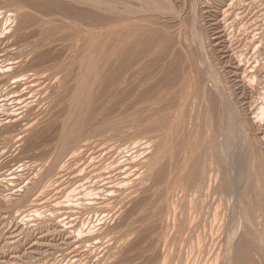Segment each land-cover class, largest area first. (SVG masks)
Returning a JSON list of instances; mask_svg holds the SVG:
<instances>
[{
	"label": "rangeland",
	"instance_id": "obj_1",
	"mask_svg": "<svg viewBox=\"0 0 264 264\" xmlns=\"http://www.w3.org/2000/svg\"><path fill=\"white\" fill-rule=\"evenodd\" d=\"M6 1V0H5ZM13 1H18V0H13ZM33 1V0H32ZM35 2H43V1H45V0H34ZM236 1V2H235ZM235 1H233V0H157V3H156V0H144V1H137V0H132V1H128L127 0V2L128 3H130L128 6L130 7H132V9L134 10H136L137 8H136V6L135 5H137V7H138V9H139V7H140V11H138V9H137V12H136V17H138L139 15H141V16H143V18H144V22H145V24H146V22H148L149 24H150V27H149V25L147 24L146 25V27L145 26H142V25H144L142 22H140V24H141V26L142 27H144V28H148L150 31H151V33H150V31L148 32V30H147V35L149 36H152L153 34V32H155L156 33V37H155V35L154 36H152V38H153V40H154V42H158V40L160 41V43H162V42H166V39H167V42H169V43H163V44H161L164 48H165V51L166 52H168L167 54H166V52L165 51H163L164 52V54H166V56H163V52L161 53L160 52V50H158V48L156 49V47H159V49H161V51L164 49L161 45H154L155 43L153 42V40H152V42L154 43L153 45L154 46H156L154 49H156V50H154L153 49V45H152V43H151V39L152 38H150V37H146L145 35H143L142 33L140 34V36H139V38L141 37V36H143V38H141V39H139L140 40V42L141 41H145V42H148V40L150 41V42H148L150 45H151V47L150 48H152V50L149 48V46L150 45H147V49H149L148 51H150L151 50V52L150 53H152L153 52V50L154 51H156V53L155 52H153L151 55L149 54V52L147 51L146 52V57H144V59L147 61V63L149 62V61H155L156 59H158L157 61V66H156V64H155V66L156 67H158V69H160L161 68V66H162V64L164 63V64H166L165 65V68L166 67H169L170 65V67H169V69L171 70L170 72L172 73V74H170V72L167 70V71H165L164 73H166V74H168V75H170L171 77H172V75H174V74H176V72H179V73H181V72H183V69L185 70V68L186 67H188V68H186V69H190V67H192L191 69H190V71L192 72V71H199L200 70V72H197L200 76H201V78H202V76H203V74L201 73L202 71H203V69L204 68H206L207 67V65H209V66H212L211 64H213V68L215 67L214 65H217V63H218V65H219V67H218V65L215 67V69H213V72H215V74H219V72L221 71V70H225V73H224V71H221L220 73H223V74H219V78H221L222 80V83H223V86H224V88H225V91H227V93L226 94H229V93H231V94H229L228 95V97L230 98V97H232V98H230V101H240L239 103L237 102H235L234 101V103H233V105H235V104H238V105H235L237 108H238V106L240 107L241 105L243 106V108H242V111H239V117H240V115L243 113V112H246V113H244V114H242L241 116L242 117H240L241 119L240 120H242L244 123H242V124H246V126L245 125H242V126H245L244 127V129H245V131H243V132H241V130L239 131V134H241V135H243V134H245V136L246 137H248V138H246V137H244V135L242 136L243 138H244V143H246L247 141V139L249 140L248 142H250V145H251V149L249 150L248 149V153L247 154H250V157L252 158H250L249 157V161L250 162H252V161H255V163L254 162H252V166H254L255 167V165L257 164V162L259 161V164H264V159L262 160L263 162H260L261 160L259 159V160H256L257 159V157H258V151H257V149L259 148V145H260V142H261V146H260V149H262V147H263V141H260V137H264V119H261L262 121V123L260 122V117L259 116H257V119L259 120V123H261V124H259V126H261V127H263V128H261V127H259L258 126V120L257 119H254L256 116H255V113H257V111H255V109H257V108H260L259 107V105L261 104V102H263L264 103V76H262V74L264 75V70H263V68H264V0H257L256 2L254 1V3H252L253 1L252 0H235ZM249 1H250V3H249ZM7 2V1H6ZM21 2V1H20ZM132 2V3H131ZM140 2V3H139ZM154 2L156 3L155 5H154ZM232 2V3H231ZM4 3V4H3ZM0 6L1 7H3L2 5H6V6H4L5 8L6 7H8V8H10L9 6H12V8H13V5L12 4H9V5H7V3H5V2H3ZM134 3V4H133ZM231 3V4H230ZM244 3V4H243ZM256 3V4H255ZM131 4H133V6L131 5ZM138 4H140V6L138 5ZM157 5V6H156ZM158 5L160 6V8L159 9H163V11L161 12V10H160V13H158L159 12V10H157V8H158ZM25 6H27L26 7V9H28V7H29V11L28 10H25L26 12H30V18L32 19V21H31V19L30 20H28L29 21V23L31 22V24H33L34 23V21L37 23V20H39L40 19V17L41 16H33V15H37V14H39L38 13V11L36 10L37 8L35 7V9L33 8V5H25ZM141 6L144 8V10L141 8ZM155 6H156V8H155ZM172 7V8H171ZM14 8H16L15 6H14ZM31 8H33V9H31ZM226 8V9H225ZM168 10V11H166V10ZM195 11H194V10ZM222 9H224L225 11L227 10V16H225V19L223 20L222 18H223V16H224V12H222L223 10ZM31 10H34V11H32L33 13H32V15H31ZM219 10V11H218ZM142 11V12H141ZM221 11V12H220ZM142 14H141V13ZM195 12V13H194ZM218 12V13H217ZM95 14H103V12H101V13H99V12H97V13H95ZM105 15V14H104ZM103 16V15H102ZM216 16H218V17H216ZM32 17H36V19H33ZM195 17V18H194ZM140 18V16L138 17V19ZM143 18H141V20L143 19ZM151 18V19H150ZM216 18V19H215ZM219 20H218V19ZM220 18H221V21H220ZM154 19V20H153ZM195 21H194V20ZM156 20V21H155ZM192 20H193V22H192ZM219 21L220 23H218V25H219V29H217V30H219V31H217L218 32V35H220L221 33V35H220V38L218 39V38H215L214 36H216V35H214L213 34V31H212V28H214L215 27V25L213 24L215 21ZM140 21V20H139ZM151 21V22H150ZM197 21V22H196ZM17 22L19 23L20 22V19L18 20V18H17ZM17 22H16V24H17ZM1 24H4V22L3 23H1ZM35 24V23H34ZM154 24V25H153ZM160 24V25H159ZM212 24V25H211ZM125 25V24H124ZM151 25H153L154 26V28H153V26H151ZM162 25H164V26H162ZM8 26V24L6 25V27ZM66 26V25H65ZM119 26H121V25H119ZM119 26H117V27H119ZM2 27V26H1ZM114 28L116 27V26H113ZM113 27H111V28H113ZM116 27V28H117ZM157 27H158V29L160 30H158L157 29ZM67 28V27H66ZM69 28V27H68ZM115 28V29H116ZM125 28V27H124ZM123 28V29H124ZM143 28V29H144ZM155 28H156V30H158L159 31V33H157L156 32V30H155ZM164 28V29H163ZM166 28V29H165ZM191 28V29H190ZM15 29V28H14ZM118 29V28H117ZM120 29H122V26H121V28H119V30ZM146 29H144L142 32L143 33H145V31H146ZM151 29H153V30H151ZM161 29H162V31H161ZM111 30H114V29H111ZM155 30V31H154ZM189 30H191V31H189ZM224 30V31H223ZM19 32H17L16 31V35H17V38H20V37H18L19 35L21 36V38L23 39V37L24 36H22V35H24V33H23V30H22V32H20L21 30H18ZM70 31V30H69ZM153 31V32H152ZM167 31V32H166ZM193 31V33H194V35L196 34V37L198 36V34H200L199 36H203V38L202 37H197V39L198 38H202V39H196L197 40V42L198 41H201L202 42V45H201V42L200 43H196L195 41V39H194V35H193V38H191V35L193 34H191V32ZM200 31V32H199ZM215 31V30H214ZM222 31V32H221ZM161 32H165L164 34L165 35H162V33ZM187 32H189V33H187ZM202 32V33H201ZM205 32H207V33H205ZM226 32V33H225ZM1 33V32H0ZM23 33V34H22ZM170 35H169V34ZM172 33V34H171ZM189 35H187V34ZM152 34V35H151ZM157 34H161V36H158L157 37ZM173 34H175V35H173ZM202 34H204V35H202ZM225 34V35H224ZM167 35V37H163V36H166ZM169 35V36H168ZM183 35H187V38L188 37H190L191 38V40L193 41V40H195L194 42H195V45H194V42L192 43V41L190 40V38H188V40H190L189 42H191V43H189L188 45H187V38L185 39V37L184 38H181V37H183ZM207 35V36H206ZM173 36V37H172ZM176 36H179V37H175ZM210 36V37H209ZM106 37V35H104V38ZM154 37L156 38V39H154ZM205 37V38H204ZM208 37V38H207ZM214 37V38H213ZM224 37V38H223ZM144 38L145 39H147V41L146 40H144ZM150 38V39H149ZM161 40H160V39ZM162 38L165 40H162ZM169 38H171L172 40H171V42H173L174 40H176V42H178L177 43V45H176V42L175 43H173L174 45H176V46H172L171 44L172 43H170V39ZM177 38H179V40H177ZM2 39V40H1ZM11 39V40H10ZM13 38H8L7 37V35H2V34H0V68L2 69V71H3V74H2V71L0 70V264H101L100 263V260H101V258H102V260H103V258H104V260H108L109 262H105V261H103V263L102 264H123L124 263V261H127V263L125 262L124 264H128V262H130L129 264H131V262H132V260L134 259V260H136V261H138L139 262V264L140 263H142V261H143V263L144 264H147V261H148V264L150 263V264H157V262H159V261H161V262H159V264H186V263H190V264H196V263H198V264H206V260L207 259H210V260H207L208 262L209 261H211V263L212 264H214L215 262L214 261H216V259H217V257L218 256H220L218 259H220V258H222V262H223V258H224V256H223V254H226L227 252H226V249H227V247H226V245L228 244V238H229V236H230V234L232 233V230H233V227L232 226H234V225H236L237 223H239L240 221H239V218L238 217H240V220H243L245 223L246 222H248L247 224L249 225V222L251 221V218H249L250 220H247V218H244L243 219V213L242 212H240V211H237V208L239 209V208H241V209H243L245 206H246V204L247 203H245V201L247 202L248 201V195L249 194H251V196H252V193H251V191H252V189H249V188H252V187H248V186H250V184H251V178H249L248 179V177L249 176H251L250 175V172H249V176L248 177H245L246 179H248V180H250L249 182H248V180H246V182H245V178L242 180L243 181V183H242V181H241V183H239V185H238V187H237V194H238V196H239V198H242L241 199V201H240V199H239V201L237 202V203H239L238 204V206H240L241 205V207H238L237 206V203H236V201H234L233 203L235 204L233 207L234 208H236V210L232 207V200H229L230 201V204H232V205H230L229 203H227L226 204V202H225V200H223L224 201V203H223V201H222V203H221V201H219V199H217L216 197L218 196V195H212L211 197L209 196L208 197V201H209V203L210 202H212L211 203V205L210 206H212V205H214V207L216 206V205H218V203H220L221 205H223L224 206V211L225 212H223V209L221 210V208H223V207H218L219 208V210H218V214L220 215V217H219V215H218V218H222L223 216H222V214L224 213H227V215H229V216H225L226 218H227V220L224 218V219H222V221H224V223L222 224L221 223V225H223V226H225V227H222L220 224H216V223H220V221H218V222H216L215 224L217 225H215L214 226V228H213V230L211 229V227L209 228L208 227V225L210 226V224L211 223H209V222H211V218L210 217H212V213L214 212V210H212L213 209V206L211 207V209H209L208 207H210V206H207V205H209L208 203H207V201H205L204 202V204L206 203V206L203 204V206H205V208L204 209H202V208H200L198 205H196V207L198 206V208L197 209H200V211H202V212H205V214L204 213H201V212H199L200 213V215H199V213L197 214L198 215V217H197V219H196V222H197V220L199 219V221L196 223H194V224H196V225H194V227L192 228V229H189L190 231V233L188 232V230H187V228H185L184 227V225L181 223V221H182V217H184V213L183 212H185L184 210H183V208L185 207V204H184V207H182L181 205H183V204H179V206H178V208H179V210H178V208H177V216L179 217H181V215H182V217L180 218H174V220H173V218H170V217H172V215L171 216H168V215H170L171 214V212L170 211H168V213H170V214H168V213H165V210L167 209V208H165L166 206H165V204L167 205L168 203V205H170V201H168V203H167V200L168 199H171V197L169 198V196H168V194L167 193H165V189H166V187H165V184L163 183V181H164V179L163 178H165V181H166V175L167 174H164V173H168V175H169V171L170 170H173V165L175 166L176 164L178 165L179 164V162H180V159L182 158V155L181 154H179V146H181L180 145V142L182 141L183 142V139H185V141H187L188 139V137H189V140H191L190 139V137L191 136H193L194 134H193V132H191L190 134L191 135H189L188 134V136H187V134L185 135V133H184V131H185V128L184 129H182V130H178V129H181V127H182V125H180L179 126V124H178V127L179 128H175V129H177L178 131V133L177 134H175V132H173V134H171L170 136L172 137V139L177 143V145L175 144V142L172 140V143H174V145H171L170 147L168 146V144H170V141H169V139L171 138V137H169V135L166 137L165 136V138L164 137H160V136H158V135H151L150 136V132H148L149 133V135H148V133L146 132L145 133V136L144 137H146V139H151L153 142H154V144H153V142H152V144L150 145V146H153L154 147V149L155 148H157L158 150L162 147V149H160L159 151L158 150H153V147H147V150L149 149L150 150V148H152V151L150 150V153L151 152H155L156 154H155V156H154V154H148L149 153V150L146 152V150H145V148H144V150L142 151V149H143V146H140V147H138L137 149H139V151L138 152H140V151H142L141 152V154L140 153H138V152H135V154H136V156L134 157H132L133 159L131 160L132 162H135V161H137V160H135L134 158H136L137 159V157H143V158H141L140 160L141 161H146L147 162V159H144V156L143 155H145V153L147 154V157H146V155H145V157L146 158H148V162L150 161L149 159H151L153 162H147V165H149V164H154V166L156 165L154 162H155V160H157L158 161V159H159V157H160V155L162 154L161 152L163 151V148H165V151L164 152H166V153H164V154H166V156H168L167 157V159H169L170 157L169 156H171V155H167V154H169L168 152H170V154H172V156H173V154H174V156H173V158H176L174 161H173V158H172V156H171V158H170V161H168L167 159H166V157L164 156V154H162L161 156L162 157H160V159L161 158H163V159H166V161L165 160H163L162 159V162H161V160H159L160 162H161V164L160 163H158L159 165H157L156 167H154L153 165L152 166H147L148 167V169H149V171H150V175L153 173V174H155L156 176H154L153 177V174L150 176L149 175V173L148 174H146L145 172H149L148 170L147 171H143V173L142 174H139V173H141V171L138 173L139 175L138 176H134L133 177V175L135 174L134 173V171H132L130 174H132V175H127V176H125L120 182L119 181H117V185H115L114 187H113V190H112V188H106V190L108 189V191H109V189L111 190V194H113L112 193V191L114 192V191H116V193L118 192V190H121V191H119L117 194L116 193H114V194H116V195H111L110 193H109V196H108V191H107V193H103V192H105L106 190H105V186L103 187V186H100V187H102V188H100V189H102V190H99V189H97L98 190V192H99V194L101 193V195H99V198L101 199H99L97 196L95 197V198H93L96 194H98L97 192H96V194H92L93 196H91V193H90V196H88L89 197V199H90V201L91 202H89V199L87 198V196H86V194L84 195L83 194V196L82 197H84L83 198V200L81 199V201H82V203H84V204H78V202H80V201H77L76 199H75V197H77V196H75V195H77V193H78V191L75 189L74 190V195H73V191H71L70 189H72V187L73 188H75V184H79L80 182L82 183L83 182V177H80V176H82L83 175V173H84V171H83V173H80V172H78L79 170H80V168H79V170H78V165H79V161H83L85 158H86V156H87V158L89 157V154L93 151V150H95L97 147H100L101 145H99V144H102V145H107V144H109V143H112V142H115V140H117V139H115V138H117V137H115V136H113V134H112V132L110 133V132H108L107 134L108 135H106V134H104L105 132H104V130L106 129L105 127L107 126L106 125V122L108 121L109 122V118H112V117H114V115L116 114V112L117 113H121L120 112V107L119 106H121L120 105V103L122 104L125 100L127 101V99L125 98L124 99V90H122L121 92H123V93H116V92H120V89L122 88V89H124L123 87H124V82H123V84H120L121 86L119 87L118 86V88H120L119 90L116 88V87H113L112 88V84H110V86H108V89L110 88V91H109V95L107 96L106 94V96H107V98H110V96H114V98L117 96V100L118 101H116L113 97V100L111 99L110 101L109 100H106L107 98H106V96L104 95L103 97L101 96V97H98V98H96L97 99V101H98V99L99 98H103L102 100H100L99 102H97L96 101V99H94L95 101H93L92 102V100L93 99H89L91 102V107H90V104H88L89 102V100L87 99V97H85V99L84 100H86L87 101V103L85 102V101H83L82 100V98H83V96H82V98H81V96H80V93H75V96L76 95H79L80 96V98H81V100H78V101H82V104L80 103L79 104V106H82V105H84L85 107H86V105L88 106L89 105V110L87 109L86 110V108L85 107H83L86 111H87V115H88V117H86L85 116V114H86V112L83 110V108L82 107H80V108H82V110L81 109H78L79 108V106L77 105V106H75L76 108H77V110L79 111V113H78V111L75 109H73V105H75L76 104V102L74 103L73 102V98L71 97V99H70V96H72V94L74 93L73 91H75L74 89V82L77 80V79H73V77L75 78L76 77V73H77V64H76V66H73V65H70L71 64V62L69 61V60H71L70 58H71V53L69 52V50H68V47L66 46L67 44H63V51L65 52V53H67V54H65L66 55V57H65V55H64V57L61 55V59L62 58H66L67 59V56L69 55L70 56V58H68L67 60L65 59V62L66 61H68V62H66V65H67V67H69L68 65H70V68H71V66L72 67H76V69L75 68H71L72 69V75H71V73H70V71H71V69L70 68H67L66 66H64L61 70H63V71H60L59 73L60 74H57L58 76L56 77L55 76V78L53 77L54 75H52V77H49V78H47L46 80H44L43 81V83H45L44 85H43V87L44 88H41L42 87V85H41V87L38 89V87H37V91H34V89L36 88V87H34V88H32L33 90V92L32 91H29L28 89H25L24 90V87L23 86H25V87H27V85H30V84H32V83H30L29 81H30V79L27 77L28 75H27V72H20L21 70H20V68L18 67V64H17V60H19V58H17V49H18V46H19V42H18V44H17V41H15V40H12ZM31 39V41H33L34 40V38H33V36H31L30 38H29V40ZM181 39V40H180ZM207 39H208V42H206L207 41ZM223 39V40H222ZM9 40V41H8ZM183 40H185V41H183ZM204 40V41H203ZM206 40V41H205ZM223 41V42H220V41ZM12 41V42H11ZM14 41V42H13ZM162 41V42H161ZM182 43V44H179L180 42ZM219 41V42H218ZM6 43V44H4V43ZM187 42V43H186ZM204 42V43H203ZM216 42L218 43L217 45H216ZM3 43V44H2ZM10 43V44H9ZM14 43V44H13ZM66 43V42H65ZM147 43V44H148ZM159 43V44H160ZM186 43V44H185ZM206 43H207V45H206ZM210 43H211V45H210ZM166 44H167V46H166ZM213 44H215L214 46H213ZM7 45V46H6ZM18 45V46H17ZM165 45V46H164ZM181 45L182 46H184V45H187V49L189 48V50L192 48V50L195 52V50L197 49V51H196V54L198 55H196L194 52H192V50L190 51V52H192L191 54H195V58H196V56L197 57H199V54L201 55V52H202V54H203V56L201 55V57H199L198 59H199V61L200 60H202L201 62H203L202 64H201V62H199V61H195V58L193 57V55L192 56H190L189 54H188V56H190V59H188V60H191L192 58L194 59V61L192 62V64H196V63H199V64H196V66L198 65H204L205 64V61L208 59L209 60V64L208 63H206L203 67L201 66V67H194L195 65H192V64H190L191 62H187L188 60H186L187 58H186V54L185 53H190V52H188L187 51V49H185L186 48V46H184V47H182V49L184 48V50L182 51V49L180 50L179 48L181 47ZM194 47H193V46ZM201 46L202 47V49L200 48L199 49V47L197 48V46ZM203 45H205L204 46V48H203ZM220 45V46H219ZM11 46V47H10ZM16 46V49L15 50H13L14 48L13 47H15ZM180 46V47H179ZM192 46V47H191ZM237 46V47H236ZM167 47V48H166ZM206 47H207V49H206ZM211 47H213L212 49H211ZM256 47V48H255ZM67 48V49H66ZM174 48V49H173ZM233 48V49H232ZM236 48H238V49H236ZM254 48H255V50H254ZM176 49L178 50L179 49V51H181V53H183V54H185L184 56L180 53V52H175L176 51ZM199 49V50H198ZM216 49H220V51H218V50H216ZM222 49V50H221ZM231 49V50H230ZM237 50L236 52H235V50ZM169 50H172L171 51V55H169V56H167L168 54H169ZM173 50H175V51H173ZM187 52H186V51ZM201 50H204V52L203 51H201ZM205 50H206V52H205ZM63 51H62V54H63ZM68 51V52H67ZM158 51H159V53H158ZM199 51H201V52H199ZM222 51H226V52H222ZM174 54H173V53ZM198 52V53H197ZM218 52H220V53H218ZM15 53V54H14ZM70 53V54H69ZM155 53V54H154ZM178 53H179V55H178ZM204 53L206 54L205 56H204ZM230 53H231V55H230ZM235 53V54H234ZM240 53H242V55H240ZM14 54V55H13ZM157 54V55H156ZM161 56H159V55ZM238 56H237V55ZM243 54L245 55V56H243ZM7 55H9V56H7ZM12 57H11V56ZM148 55H150V56H148ZM152 55H155L156 57H155V59H154V57L152 56ZM173 55H176V56H178V57H176L174 60H175V62H174V60H173V58H174V56ZM208 55V56H207ZM222 55H225L224 57L222 56ZM235 57H234V56ZM239 55L241 56V57H239ZM170 56H172V57H170ZM179 56H181V58H179ZM187 56V57H188ZM217 56V57H216ZM252 56H255V59H256V61L258 62V68H260L259 70H258V68H251V70L249 69L250 67H247V65H246V68H248L249 70L248 71H252V70H254V69H256V71L254 70L253 72H252V74L255 72V75H254V77L253 76H249V75H252V74H247L246 72H248V71H245L246 70V68H244L245 67V64L246 63H248V61L250 62V63H248L249 65H251L252 64V66H256L257 64H255L254 65V63H257L256 61L254 62V57L252 58ZM7 57V58H6ZM10 57V58H9ZM149 59H152V60H148V58ZM151 57H153V58H151ZM162 58L161 60H163L165 57V59L166 60H168V59H171V60H168L169 61V63H174V65H175V67H176V63H178V65H180V66H177L176 68L175 67H173V64L171 63V64H168L167 62L168 61H166V60H163V61H161V63H160V59L159 58ZM169 57V58H168ZM185 58V59H183L182 60V58ZM205 57H207L206 59H205ZM243 57H245V58H243ZM247 57L249 58L248 60H244V59H247ZM252 59H251V58ZM1 58H2V60H1ZM4 58H6V59H4ZM9 58V59H8ZM168 58V59H167ZM178 58V59H177ZM204 58V59H203ZM218 58V59H217ZM222 58V59H221ZM237 58V60L236 61H238V59H239V61H241L240 63H239V65H240V71H242V73L240 72V77L242 76L241 74H243V75H245V76H248V77H243L244 79L246 78V80H248L249 78H250V80H248L249 81V83H247L246 82V80H237V78H235V77H233V76H230V75H232L231 74V72L233 71V70H235V69H233L231 66H234L235 67V63H236V61H235V59ZM16 62H14L13 60ZM64 59L62 60V62L64 61ZM240 59H242V60H240ZM122 60V61H121ZM144 60V61H145ZM187 62L186 64H187V66H186V64H185V61ZM212 60V61H211ZM252 60H253V63H251L252 62ZM5 61V62H4ZM9 61V62H8ZM12 61V62H11ZM118 61V60H117ZM119 61H121V62H116L115 61V65L117 66V67H115V68H118V67H122L123 65L122 64H124L125 62V60H124V58L122 59V58H120L119 59ZM145 61V62H146ZM165 61V62H164ZM180 62V64H179V62ZM182 61H184V64H181V62ZM2 62V63H1ZM8 64H7V63ZM11 62V63H10ZM70 62V63H69ZM196 62V63H195ZM208 62V61H207ZM210 62H212L211 64H210ZM215 62H217V63H215ZM221 62V63H220ZM222 62H223V65H222ZM229 62V63H228ZM246 62V63H245ZM13 63V64H12ZM15 63V64H14ZM69 63V64H68ZM120 63H121V65H120ZM144 63V62H143ZM158 63H159V65H161L160 67H159V65H158ZM183 63V62H182ZM215 63V64H214ZM226 63V64H225ZM228 63V64H227ZM242 63H244L243 65L244 66H241L242 65ZM1 64H2V66H1ZM7 64V65H6ZM63 64H65L64 62H63ZM119 66H118V65ZM168 64V65H167ZM189 64H190V66H189ZM221 64V65H220ZM4 65H6V66H4ZM16 65H17V67L18 68H16ZM181 65H183V67H185V68H183L182 67V70H181ZM185 65V66H184ZM230 65V66H229ZM248 65V66H249ZM4 66V67H3ZM7 66H11V68H8V69H12L11 71L10 70H8L9 71V73H8V71L7 70H4ZM13 66H15V67H13ZM164 66V65H163ZM162 66V67H163ZM221 66H224V67H221ZM212 67H209V68H211L212 69ZM229 67V68H228ZM65 68V69H64ZM176 69V70H173V69ZM194 68H195V70H194ZM199 68V69H198ZM223 68V69H222ZM245 70H244V69ZM262 68V69H261ZM19 69V70H18ZM66 69H69L70 71H68L67 72V70ZM231 69V70H230ZM241 69H243V70H241ZM65 70V71H64ZM75 70V71H74ZM112 70H114V69H112ZM111 70V71H112ZM179 70V71H178ZM7 71V72H6ZM176 71V72H175ZM186 71V70H185ZM184 71V72H185ZM189 71V73L191 74V72ZM244 71H245V73L247 74H245L244 73ZM260 72V74L258 75V73ZM5 72V73H4ZM10 72L12 73L11 75H10ZM14 72H16V73H14ZM61 72L63 73V72H65V73H63V74H61ZM110 72V71H109ZM114 74H115V72H116V76L117 75H119V73L118 72H120L121 73V75H119L120 76V78H122V80H123V75L124 74H122V72L124 73V70H123V68L122 69H118V71H116L115 70V72L114 71H112ZM174 72V73H173ZM187 72H188V70H187ZM193 72V78L195 77V75H196V73H194ZM217 72V73H216ZM230 72V73H229ZM256 72H257V74H256ZM262 72V73H261ZM20 73L22 74V75H20ZM67 73H68V76H67ZM106 73L108 74V71L107 72H105L104 71V74L103 75H101L100 76V78H97L96 79V81L97 82H99V84L98 83H95L94 82V85H93V87L94 86H97L93 91H95V95L97 94V90L96 89H99V86H100V89H99V91H101L102 90V86H101V83L103 82V79H104V77L106 76ZM157 73V72H156ZM227 73V74H226ZM8 74V75H7ZM17 74V75H16ZM23 74H24V77H22L23 76ZM26 74V75H25ZM73 74H74V76H73ZM158 74V73H157ZM198 74H197V77H195V78H198ZM217 74V75H218ZM230 74V75H229ZM19 75V76H18ZM61 75H63V76H61ZM64 75L66 76L65 77V80L66 81H64ZM70 75V76H69ZM222 75H224V78H225V80L227 81V82H225V80L223 79V77H222ZM228 75V76H227ZM256 75L258 76V78L256 77ZM15 76H16V78H15ZM73 76V77H72ZM103 76V77H102ZM122 76V77H121ZM191 76H192V74H191ZM199 76V77H200ZM19 77H22V80H21V78H19ZM26 77V78H25ZM60 77H62L63 78V80H62V78H60ZM240 77H238V78H240ZM253 77V78H252ZM13 78V81H14V83H12V80L11 79ZM16 80H15V79ZM67 78V79H66ZM68 78H69V80H68ZM73 80H72V79ZM102 78V79H101ZM227 78V79H226ZM257 78V79H256ZM20 79V81H17V80H19ZM26 79V80H25ZM55 79H57V80H55ZM236 79V80H235ZM253 79V80H252ZM256 79V83L254 82L253 83V81ZM60 80H62L63 82H60V84H64V82H65V84L68 82L69 84H70V86L68 87L67 85H69L68 83H67V85L65 86V85H61V86H64V87H60L59 85V81ZM72 80V81H71ZM252 80V81H251ZM15 81H17L18 82V84L15 82ZM28 81V82H27ZM47 81V82H46ZM53 81V82H52ZM55 81V82H54ZM245 81V82H244ZM260 81V82H259ZM28 83V84H24V83ZM259 82V83H258ZM47 83V84H46ZM57 83H58V86H59V88L60 89H58V87H57ZM226 83H228V84H226ZM240 83V84H239ZM245 83H247L246 85H245ZM258 83V84H257ZM22 84V85H21ZM233 84H235V86H232ZM237 84V85H236ZM243 85L244 84V86L243 87H245L246 88V86H247V88L245 89V88H243L244 90H246V91H244L243 89H242V86H240V85ZM252 85V84H254L253 85V88L250 86V85ZM14 85H15V87H14ZM16 85H18V86H16ZM99 85V86H98ZM123 85V86H122ZM46 86V87H45ZM71 86H72V88H71ZM226 86V87H225ZM230 86V87H229ZM237 86V87H236ZM257 86H259L258 88L259 89H257ZM14 87V88H13ZM68 87V88H67ZM232 87V88H231ZM236 87V88H235ZM254 87H255V91L253 90L254 89ZM62 88V89H61ZM64 88V89H63ZM67 88V89H66ZM74 88V89H73ZM114 90H112V89ZM236 90H235V89ZM23 89V90H22ZM70 89H71V91H70ZM73 89V90H72ZM227 89H229V90H227ZM231 89V90H230ZM232 89H234V90H232ZM257 89V90H256ZM13 90V91H12ZM27 90H28V92H27ZM44 90V91H43ZM60 92L61 90L64 92H62V93H55V92ZM238 90V92H236ZM249 90V91H248ZM250 90H252V93H250L251 91ZM21 91V92H20ZM26 93H25V92ZM47 91V92H46ZM55 91V92H54ZM69 91H70V93H72L71 95H70V93H69ZM98 91V92H99ZM103 91V90H102ZM101 91V92H102ZM111 91H113V92H111ZM191 91V90H190ZM232 91H234L233 93L235 94V93H238V95L236 94V96L235 95H233V93H232ZM245 93H243V92ZM18 94H17V93ZM25 94H24V93ZM199 92H201V91H199ZM229 92V93H228ZM247 92V93H246ZM253 92H255L256 93V95L258 96H262L261 97V99L263 100V101H260L261 99H260V97H256L255 95H252L253 94ZM259 92V93H258ZM21 93V94H20ZM52 93H53V97H56V95H57V98H53L52 97ZM66 93V94H65ZM112 93V94H111ZM115 93V94H114ZM243 93V94H242ZM254 93V94H255ZM258 93V94H257ZM16 96H15V95ZM30 94H32V95H30ZM50 94V95H49ZM59 94H60V96L62 95V97H58L59 96ZM70 95V96H68V95ZM117 94V95H116ZM119 94H121L120 96H119ZM250 94H251V96H250ZM20 95V96H19ZM25 95V96H24ZM64 95H67V96H64ZM198 95H200V93L198 94ZM243 95V96H242ZM50 96V97H49ZM73 96L74 97V100L76 99V97L79 99V97L78 96ZM248 96V97H247ZM256 98H255V97ZM14 97H15V99H14ZM23 97V98H22ZM25 97V98H24ZM66 97V98H65ZM68 97V98H67ZM121 97H122V99H121ZM251 97V98H250ZM28 98V99H27ZM53 100H52V99ZM65 98V99H64ZM104 98H106L105 100H104ZM119 98V99H118ZM197 98H199V96L197 97ZM197 98H196V100H195V102L197 103V101H199V100H201V97L197 100ZM236 98H238V99H236ZM248 98V99H247ZM255 98V99H254ZM257 98H258V101H256L257 100ZM24 101V103H23V101ZM61 99V100H60ZM67 99H68V101H67ZM70 99V100H69ZM121 99V100H120ZM18 100V101H17ZM22 101V103H21V101ZM55 102V100H56V102L54 103V106H58L57 108H55L52 104V102ZM60 102H59V101ZM115 100V102H117L118 104H119V106L117 105V103H115V102H113ZM246 102H245V101ZM256 101V106L254 107V105H255V103H253V102H255ZM20 101V102H19ZM63 101H65L64 103H62ZM77 101V102H78ZM102 101V104H101V106H100V102ZM112 101V102H111ZM126 101L124 102L125 104H126ZM244 101V102H243ZM250 103H249V102ZM252 101V102H251ZM17 102H18V104H17ZM57 102H59V103H57ZM66 102H68V103H66ZM74 104H73V103ZM96 102L97 103H99V104H96ZM105 102H106V104H108V103H110L108 106L105 104ZM243 102V104H241ZM258 102V103H257ZM259 102H260V104H259ZM23 105V104H27L28 103V105H21V104ZM52 103V104H51ZM60 103H62V105L60 106ZM66 103V104H65ZM84 103V104H83ZM103 103L105 104V105H103ZM111 103H113V105L114 104H116V106H112L111 105ZM122 104V108H121V111H122V113H123V107H125V104ZM55 104H57V105H55ZM68 104V105H67ZM72 104V105H71ZM195 104V103H194ZM197 104H199V102L197 103ZM197 104H195V105H191L190 107H189V109H193V108H196V109H194V110H191V111H195V112H197L196 110H199L198 112H199V114H200V116L202 115V112H200V110H202L201 108V106L200 105H197ZM241 104V105H240ZM246 104V105H245ZM250 104H253L252 106L250 105ZM18 105H19V107H18ZM21 105V106H20ZM71 105V106H70ZM93 105H94V109H93ZM99 105V106H98ZM246 106V108H245V106ZM250 107H248V106ZM257 105H258V107H257ZM262 105H264V104H261V106ZM52 106L55 108V109H57L56 111H54L53 110V108H52ZM66 106L67 108H66V110L64 109V107ZM96 106V107H95ZM112 106V110H111V108L110 107ZM33 107V108H32ZM70 107H72V110L73 111H70ZM74 107V108H75ZM97 107H100V108H97ZM104 107V109H102ZM105 107H106V110L108 109V107H109V109L107 110V111H104L105 110ZM119 107V108H118ZM197 107H198V109H197ZM199 107H200V109H199ZM254 107V108H253ZM257 107V108H256ZM264 107V106H263ZM22 108H24V109H22ZM68 108H70V109H68ZM90 108H92V109H90ZM95 108H97L96 110H95ZM115 108H117V109H115ZM241 108H238L239 110H241ZM30 109V110H29ZM53 110V112L54 113H52V110ZM58 109H60V110H58ZM103 110V114L102 115H98V113H96L98 110V112L101 114V112H102V110ZM185 109V108H184ZM250 109V110H249ZM23 110V111H22ZM28 110V111H27ZM65 111V115L63 114V112L62 111ZM80 110H81V112H80ZM92 110V112H88V111H91ZM110 110V111H109ZM116 110V111H115ZM119 112H118V111ZM186 110V109H185ZM252 110V111H251ZM254 110V111H253ZM258 110V109H257ZM26 111V112H25ZM62 113H61V112ZM67 111H69V113L70 112H74L75 114H72V117H75V115L77 114L78 116V118H81L80 120H79V122L77 121V117H75V118H72L71 117V114H70V117H69V113L67 112ZM109 111V112H108ZM111 111H112V114H111ZM56 112V113H55ZM57 112H58V114H57ZM77 112V113H76ZM106 112L107 113H109V116H108V114H106ZM195 112L194 113H192L191 112V114H193V117L194 118H197L196 120H198V121H200V119L201 118H203V116H201V118L199 119L198 117H199V115H197V113H196V115L198 116H194V114H195ZM249 112H253V114L252 113H250L249 114ZM255 112V113H254ZM260 112V111H259ZM259 112H258V114H259ZM18 113V114H17ZM24 113V114H23ZM82 113V114H81ZM91 114V113H95L94 114V116L92 117V114L89 116V114ZM105 113V114H104ZM115 113V114H114ZM121 113V114H122ZM7 114H14V116H15V122L14 121H12L11 119H10V125H8L9 124V120H6L5 121V119H7ZM25 114H26V116H25ZM55 114H57V115H55ZM81 114V115H80ZM97 114V115H96ZM116 115V116H120V115ZM245 114H247L246 116H244ZM50 115H51V117H50ZM62 115H64V116H67V117H64V116H62ZM105 115L106 116H108V117H105ZM249 115V116H248ZM250 115H252L253 117H251ZM59 117L58 119H60V116H61V120L59 121L58 119H57V117ZM97 116H98V118H97ZM99 116H102V117H99ZM111 116V117H110ZM244 116V117H243ZM255 116V117H254ZM52 117H53V119H52ZM86 117V119L84 120V118ZM93 118V119H90V121H92V124H90L89 122H88V120H89V118ZM94 117L96 118V120L94 119ZM104 117V118H103ZM247 118V121H248V117H249V121H251V119H252V121L251 122H253V124H255L254 126H253V124L251 123V122H247L245 119ZM251 117V118H250ZM20 118V119H19ZM50 118V119H49ZM70 120V123L69 124H73V121H74V119H76V122H77V124L79 125V123L81 122L82 123V121H83V125L82 126H84L85 124L86 125H88L87 123H89V125H91V126H84V129L86 130H84L83 128H81L80 129V127L78 126V125H76L78 128H76L75 130H76V132L75 133H77V134H74L73 132H71V133H73L75 136H77V137H71L70 138V140L68 141V143H66L67 144V148L65 147L64 148V146L63 145H61V143H60V145L59 144H56L58 147H57V149L56 150H58V152H59V154L61 155H59V154H56V155H59V157L58 158H60L61 159V157H62V155H63V159H64V161H66V166H65V168H63L62 167V169L63 170H58L57 168L58 167H56V168H54L53 170H51V169H49V166H48V163H47V165H46V162H56V156H55V148H56V145H55V143H59L58 141H56L54 144L52 143L54 140H58V138H59V133L58 132H62L63 133V131L64 130H67V127H68V123H67V121H69L68 119ZM103 118V119H102ZM242 118H244V119H242ZM52 119V120H51ZM58 121H57V120ZM65 120V121H62V120ZM66 119H67V121H66ZM88 119V120H87ZM103 121H106V122H103ZM106 119V120H105ZM109 119V120H108ZM254 119V120H253ZM33 120L35 121V122H33ZM56 122H55V121ZM98 120V121H97ZM100 120V121H99ZM204 121V118L203 119H201V121ZM255 120H257V121H255ZM12 121V122H11ZM45 121H46V123H45ZM55 123H54V122ZM96 122V124L95 123H93V122ZM200 121V122H201ZM202 121V122H203ZM255 121V122H254ZM14 122V123H13ZM28 122H30L29 124H28ZM43 122H44V124H43ZM66 122L67 123V125H66V123L64 124V123ZM75 122V123H76ZM97 122H99V123H97ZM195 122H197V121H195ZM200 122H197L196 123V126H197V124H199V128H201V125H202V123H200ZM35 123L36 124H38L37 126H39V128L42 130L41 132H42V134H41V132H40V129H38L37 128V126L35 125ZM41 123V124H40ZM60 123H61V126H63V128H61V126H60ZM63 123V124H62ZM100 123L101 124H103L105 127H103V129H100V130H102V133L100 132V131H95L96 129H94L96 126H98V124L100 125ZM105 123V124H104ZM249 123V124H248ZM13 124V125H12ZM52 124V125H51ZM94 124H95V126H94ZM252 124V125H251ZM26 125V126H25ZM27 125H29V126H27ZM47 125V126H46ZM57 125V126H56ZM257 125V127H258V129H255V126ZM25 126V127H24ZM35 126H36V128H35ZM42 126H44V128H42ZM54 126H56V128L54 127ZM62 129V130H59V127ZM72 126V125H71ZM92 126H94V128L92 127ZM202 126H204V125H202ZM250 126H253L254 128H252V127H250ZM12 127H14V128H12ZM70 127V126H69ZM89 127V128H88ZM198 127V126H197ZM197 127H196V131L198 132V134H197V136L196 137H198V138H202V140L204 139L203 137H201L202 136V134L204 133V131L205 130H203V127H202V130H203V132L201 131V129H197ZM247 127H249V129L247 128ZM26 129V131L24 130V129ZM47 128V129H46ZM58 128V130H57V133H56V129ZM189 129H187V127H186V130L189 132V131H192V128L193 127H188ZM205 128V127H204ZM248 129V131H250V132H248L247 131V129ZM252 130H251V129ZM261 128V129H260ZM11 129V130H10ZM23 129V130H22ZM28 129H30V132H31V135H29L30 134V132H29V130ZM69 129V128H68ZM87 129H91L90 131H91V133H90V131L89 130H87ZM93 129V130H92ZM126 129V128H125ZM124 129V131H123V129L121 130V132H122V135H118V138L119 139H123L124 137L126 138V137H128L129 135L131 136V131H130V134L128 133L129 132V130H128V132H127V130H125ZM243 129V130H244ZM254 129L256 130V131H258V132H255L254 131ZM38 132H37V131ZM47 132V133H45V131ZM200 130V131H199ZM21 131H23L24 132V134H25V132H27L25 135L22 133V136H23V138L21 137ZM55 131V132H54ZM88 131V132H87ZM100 132V133H98V136L96 135V133H93V132ZM125 131H126V134H125ZM181 131H183V132H181ZM187 131H185V132H187ZM252 131H254V132H252ZM18 132H20V134L18 133ZM28 132H29V134H28ZM40 132V133H39ZM44 132V133H43ZM61 132H60V135H61ZM81 134H80V133ZM120 132V133H121ZM123 132H124V134H125V136H124V134H123ZM187 132V133H188ZM219 132V133H218ZM216 131L215 133H214V137H213V139H214V142L216 141V138L218 139H220V140H222L221 138H222V135L220 136V130L219 131ZM252 132V133H251ZM51 135H50V134ZM55 133V134H54ZM79 133V134H78ZM85 133V134H84ZM119 133V134H120ZM183 135H182V134ZM202 133V134H201ZM219 134V137H217L218 136V134ZM257 133V134H256ZM261 133H262V136H261ZM18 134L20 135V138H19V136H18ZM36 134H38L36 137H35V135ZM40 134H41V137H40ZM45 134V135H44ZM46 134H48V135H46ZM87 134V135H86ZM94 135L95 134V136L97 137V141L95 140L96 138L94 137V140H93V142H91L92 140H91V138H92V135ZM103 134V135H102ZM142 134L144 135V132H142ZM146 134L148 135V136H146ZM175 134V135H174ZM178 134H180V135H182V136H184V137H186V138H184V137H182V136H179ZM200 134H201V136H200ZM205 134V133H204ZM238 134V135H239ZM251 134V135H250ZM29 135V136H28ZM32 135H34V136H32ZM50 135V136H49ZM72 135V134H71ZM84 135V136H83ZM85 135L86 136H88V137H85ZM100 135H101V137H100ZM105 135L106 136H113V138H107V137H105ZM138 135V133H136V135L135 136H137ZM143 135H141L140 136V134L138 135L139 137H143ZM159 135H163V134H159ZM217 135V136H216ZM254 135V136H253ZM255 135H256V138L258 139H256L255 138ZM38 136H39V138H38ZM45 136V137H44ZM49 136V137H48ZM73 136V135H72ZM80 136L82 137V138H80ZM91 136V137H90ZM103 136V137H102ZM124 136V137H123ZM133 136H134V132H133ZM134 136V137H135ZM156 136H158V137H160L161 139H159V141H158V138H155ZM175 136V137H174ZM176 136H178V137H176ZM200 136V137H199ZM250 136V137H249ZM259 138H258V137ZM51 137V138H50ZM56 137V138H55ZM58 137V138H57ZM79 137V138H78ZM85 137V138H84ZM106 138V139H103V138ZM122 137V138H121ZM151 137H153V138H151ZM168 137H169V139H168ZM176 139H174V138ZM179 137H181V138H179ZM193 137H195V136H193ZM254 137V138H253ZM32 138V139H31ZM34 138V139H33ZM37 138V142L35 141V139ZM75 138V139H74ZM156 140H155V139ZM167 138V139H166ZM183 138V139H182ZM192 138V137H191ZM240 138H241V136H240ZM252 140H250V139ZM20 139V140H19ZM39 139H40V141H39ZM79 139H81L82 141H84L83 142V144H81L82 142L79 140ZM84 139V140H83ZM86 139H89V140H86ZM109 139V140H108ZM145 139V138H144ZM145 139V141H149V140H146ZM166 139V140H165ZM179 139H181L180 141H179ZM193 139H195V138H192V140ZM253 139H255V141L253 140ZM22 140V141H21ZM71 140H73V141H71ZM76 140H79L80 142H77V146L78 147H76V151H78V150H80V151H78V152H76V153H74L73 155L75 156L76 154V156L74 157V156H72V157H70V156H68L67 155V157H66V154H68V152H69V149H71V148H74V146H72L71 144V142H73V143H76V142H74V141H76ZM101 140V141H100ZM106 140H108V141H106V142H108V143H106L105 141ZM111 140H113V141H111ZM156 142H155V141ZM167 140L169 141V142H167ZM220 140H217L216 141V144H217V147L219 146V144H220ZM257 140V141H256ZM32 141H33V143H32ZM85 141H87L86 143H88V144H86L85 143ZM97 142V143H95V142ZM100 141V142H99ZM110 141V142H109ZM157 141L158 142H160L161 141V146H160V143H158V146H160V148H158V146L157 147H155L156 145H155V143H157ZM165 141L166 143L165 144H163V142ZM179 141V142H178ZM184 141V142H185ZM237 141V140H236ZM238 141H239V139H238ZM246 141V142H245ZM255 143H254V142ZM47 143L48 142V144L50 145H48L47 144V146H45L46 144H44V143ZM98 142H99V144H98ZM181 142V144H183ZM191 142V141H190ZM253 142V143H252ZM35 143V144H34ZM51 143H52V145H54V146H52L51 145ZM92 143H95V144H93L92 145ZM106 143V144H105ZM171 143V144H172ZM178 143H179V145H178ZM187 143H189V141H187ZM258 144V146H257V144ZM27 144V145H26ZM31 144H33L32 146H31ZM39 144V145H38ZM65 144V145H66ZM162 144H163V146H162ZM215 144V145H216ZM247 145H245V146H249V143H246ZM253 144H254V146H253ZM74 145V144H73ZM76 145V144H75ZM84 145V146H83ZM88 145V146H87ZM99 145V146H98ZM165 145V146H164ZM256 145V146H255ZM31 146V147H30ZM35 146V147H34ZM47 147V150H50V151H48L47 152V150H46V148L44 147V148H41V147ZM48 146H49V148H48ZM80 146V147H79ZM82 146V147H81ZM93 146H95V147H93ZM166 146H168L169 148H171L170 150H169V148L167 149L166 148ZM172 146H173V149H172ZM28 147V148H27ZM29 147H30V149L32 150V152H35V150L37 151L38 149H40V150H38L37 152L38 153H36L35 152V154H37L36 155V157H35V154L33 153L32 154V152L30 151V149H29ZM36 147H38V149L36 148ZM40 147V148H39ZM51 147H55L54 149H51ZM83 147H88V151H87V149H81V148H83ZM141 147H142V149H141ZM250 147V146H249ZM249 147H247V148H249ZM33 148H34V150H33ZM36 148V149H35ZM63 148V149H62ZM69 148V149H68ZM93 148V149H92ZM95 148V149H94ZM181 148H182V146H181ZM180 148V149H181ZM216 148V147H215ZM247 148H245V149H247ZM27 149H28V151H27ZM68 149V150H67ZM175 149H177V151L175 150ZM264 149V148H263ZM42 150H44V152L42 151ZM51 150H53L52 152H51ZM67 150V151H66ZM84 150H86V151H84ZM169 150V151H168ZM171 150H173L172 152L173 153H171ZM174 150L176 151V152H174ZM217 150L219 151V147L217 148ZM216 150V151H217ZM24 151V152H23ZM39 151H40V153H39ZM46 151V152H45ZM158 151V152H157ZM212 151H213V149H212ZM217 151V152H218ZM252 151V152H251ZM254 151L256 152V153H254ZM263 151V150H262ZM43 152V153H42ZM49 152H51V153H49ZM58 152H56V153H58ZM79 152H81V153H83V154H79ZM85 152L87 153V154H85ZM144 152V154H142ZM180 152H181V150H180ZM246 152H247V150H246ZM250 152V153H249ZM24 153V154H23ZM30 153V155H28V154ZM42 153V156H41V158L39 157L40 156V154ZM46 153H48L50 156H48V154H46ZM89 153V154H88ZM140 154V155H138V154ZM159 153V154H158ZM161 153V154H160ZM177 155H176V154ZM264 153V152H263ZM22 154V155H21ZM43 154L45 155V157L43 156ZM134 154V153H133ZM132 154V155H133ZM134 154V155H135ZM253 154H257V156H255V155H253ZM39 155V156H38ZM54 155V156H53ZM79 155L81 156V158L83 157L84 159H81V158H77V156L79 157ZM148 155H151V158L148 156ZM179 155V156H178ZM181 155V156H180ZM252 155V156H251ZM264 155V154H263ZM262 155V158H264V156ZM53 156V157H52ZM157 157L158 159H156V158H154V157ZM159 156V157H158ZM249 156V155H248ZM23 157V158H22ZM32 157V158H31ZM51 159H50V158ZM180 157V158H179ZM25 158V159H24ZM57 158V159H58ZM153 158V159H152ZM179 160H178V159ZM255 158V159H254ZM36 159V160H35ZM41 159V160H40ZM49 159V160H48ZM59 159V160H60ZM81 159V160H80ZM172 159V160H171ZM254 159V160H253ZM30 160H32V161H30ZM34 160H35V162H34ZM79 160V161H78ZM135 160V161H134ZM139 159H138V161H137V163L140 161ZM39 161V162H38ZM96 161V160H95ZM163 161H165V163L163 162ZM257 161V162H256ZM102 162V161H101ZM100 162V163H101ZM167 162H168V164H167ZM172 162V163H171ZM175 162H176V164H175ZM178 162V163H177ZM30 163V164H29ZM41 163V164H40ZM44 165H43V164ZM75 163H78V165L77 164H75ZM136 162H135V164H137ZM172 165H170V164ZM174 163V164H173ZM29 164V165H28ZM134 164V163H133ZM168 166V165H170V168H167V169H170V170H168V172H167V169H166V165ZM25 165V166H24ZM46 165V166H45ZM161 165V166H160ZM176 165V166H177ZM27 166V167H26ZM48 166V167H47ZM75 166H77L76 168H75ZM175 166V167H176ZM70 167V168H69ZM151 167H154V171H153V169L151 168ZM162 167H164V168H162ZM169 167V166H168ZM175 167H174V169H175ZM27 168V169H26ZM36 168V169H35ZM42 168V169H41ZM152 170H151V169ZM157 168V169H156ZM161 168V169H160ZM22 169V170H21ZM45 169V170H44ZM71 169V170H70ZM74 169V170H73ZM156 169V170H155ZM159 169V170H158ZM166 171H165V170ZM55 170H56V172H55ZM44 171V172H43ZM48 171H49V174H48ZM58 171V172H57ZM62 171H63V173H62ZM65 171V172H64ZM70 171V172H69ZM152 171V172H151ZM165 171V172H164ZM37 172V173H36ZM59 172H61V173H59ZM72 172V173H71ZM74 172V173H73ZM79 173V175L77 174V173ZM157 172H159V173H157ZM162 172H163V174L165 175V176H163V174H162ZM172 172V171H171ZM27 173V174H26ZM45 173V174H44ZM54 173V174H53ZM56 173V174H55ZM58 173V174H57ZM145 173V174H144ZM36 174V175H35ZM38 174H40V175H38ZM61 174H63V175H61ZM66 174V175H65ZM75 174H77V176L75 175ZM82 174V175H81ZM137 174V173H136ZM158 174H159V176H160V174L162 175V177L163 178H161V176L159 177L158 176ZM54 177H53V176ZM55 175H57V176H55ZM142 175H144V176H142ZM148 176V178L147 179H149L150 178V180L153 182V184H152V182L149 180H147L146 178H145V176ZM44 176V177H43ZM49 176V177H48ZM64 176V177H63ZM73 176H75V177H73ZM132 176V177H131ZM146 176V177H147ZM150 176V177H149ZM21 177V178H20ZM29 177V178H28ZM53 177V178H52ZM56 177V178H55ZM59 177V178H58ZM129 177H131V179L129 178ZM138 177V180H136L135 178H137ZM145 178V180H147L148 181V184H146L147 182L146 181H142L143 180V178ZM155 177H159V181L161 180V182H158V180L157 179H155ZM35 178V179H34ZM44 178V179H43ZM49 178V179H48ZM55 178V179H54ZM58 178V179H57ZM68 178V179H67ZM125 178H127V179H125ZM154 178V179H153ZM161 178V179H160ZM23 179V180H22ZM32 179H33V181H32ZM79 179V180H78ZM129 179V180H128ZM135 179V180H134ZM139 179H141V180H139ZM163 179V180H162ZM30 180V181H29ZM63 180V181H62ZM73 180H74V182H73ZM77 180V181H76ZM81 180V181H80ZM128 182V181H133V183H131L130 185L129 184H126L125 182L126 181ZM154 180V181H153ZM35 181V182H34ZM45 181V182H44ZM65 181V182H64ZM122 181H124L123 182V184L121 183ZM131 181V182H132ZM135 181H139V182H141V183H137V182H135ZM164 181V182H165ZM61 182V183H60ZM77 182V183H76ZM79 182V183H78ZM144 182H146V183H144ZM150 182V183H149ZM156 182H158V183H160L159 185H161V183H162V188L164 187V190L162 189V188H160L161 186H159L158 185V183H156ZM39 183V184H38ZM44 183V184H43ZM51 183H52V185H51ZM120 183V184H119ZM130 183V182H129ZM137 184V185H133V184ZM247 185H246V184ZM46 184V185H45ZM123 185V187L125 188V189H131L130 190V192L128 191H126L125 189L123 190V187H121L122 185ZM140 184L142 185V188H141V186H140ZM146 185V187H145V185ZM149 184H151V186L149 185ZM241 184V185H240ZM243 184H245V186L247 187V188H245V186L243 185ZM34 185V186H33ZM41 185H42V187H41ZM120 185V186H119ZM130 187H129V186ZM156 185V186H155ZM215 185H216V183H215ZM27 186V187H26ZM39 186V187H38ZM121 187V189L120 188H118V187ZM127 186H128V188H127ZM132 186H134V187H132ZM139 187L140 189H141V191H143L144 193H145V195L147 196H145L144 194H142V192H141V194L139 195L138 193L140 192V190H139V192H138V189L139 188H137V187ZM143 186H144V188H146L145 190H144V188H143ZM154 186V187H153ZM240 186V187H239ZM244 186V187H243ZM33 188V191L31 190V188ZM37 187H38V189H37ZM53 187V188H52ZM90 187H93V186H91L90 185ZM115 187H117V188H115ZM151 188V187H153L152 189H154L155 187H159L158 189H154L153 191H151V189H148V188ZM243 187V188H242ZM27 188V189H26ZM36 188V189H35ZM41 188H44L43 190L41 189ZM45 188L47 189V190H45ZM56 188V189H55ZM59 188V189H58ZM60 188H62V189H60ZM64 188V189H63ZM114 188H115V190H114ZM241 188H242V190H241ZM18 189V190H17ZM69 190L70 191V193L69 194H71L73 197H74V200L72 201L71 200V198L69 197V199H67L68 197L67 196H70V195H67L66 196V194L68 193L67 191H65L66 192V194H65V192L63 191V190ZM82 189H84V188H82ZM117 189V190H116ZM133 189V190H132ZM143 189V190H142ZM244 193L245 191V193H247V191L249 192L250 190V193H248V194H243L242 192H240V190ZM244 189H245V191H244ZM246 189H248V190H246ZM37 190V191H36ZM59 190V191H58ZM62 190V191H61ZM96 190V191H97ZM137 190V191H136ZM159 190H160V192H159ZM32 191V192H31ZM76 191V192H75ZM101 191V192H100ZM125 191V192H124ZM135 191V192H134ZM146 191H147V193H149V191L153 194V195H151V193H149L148 195L146 194ZM157 191V193H158V196H161L160 195V193H164V196L165 197H163V196H161V197H156L155 195H157V193L155 194V192ZM162 191V192H161ZM164 191V192H163ZM31 192V193H30ZM130 193L129 194V197H127L128 198V200L125 198V196L124 195H127V193ZM134 192V194H138L139 195V197L136 195L135 197H134V195L132 194V193ZM239 192V193H238ZM43 193V194H42ZM49 193V194H48ZM85 193V192H84ZM125 193V194H124ZM26 194V195H25ZM37 194H39L40 196H37ZM45 194V195H44ZM88 194V193H87ZM104 194L106 195V196H104ZM122 194H124V195H122ZM132 194V196H130ZM166 194V195H165ZM241 194H242V196H241ZM34 196V198H33V196ZM89 195V194H88ZM110 195L111 196H113V198H110ZM117 195H118V197H120L121 195V197L127 202H123L122 201V199H121V197L120 198H118L117 197ZM142 195V196H141ZM163 195V194H162ZM32 196V197H31ZM45 196V197H44ZM71 196V197H72ZM104 197V198H102V197ZM115 196V197H114ZM149 196L151 197V200H152V196H154V198L156 197V198H158L159 199V201L155 198V199H153L152 201H155V200H157V201H155V202H157V204H160L159 202H161V204L162 205H157L155 202L153 203L150 199L148 200V198H149ZM167 196V197H166ZM216 196V197H215ZM244 196V197H243ZM245 196H246V198H247V200H246V198H245ZM250 195H249V198L251 197ZM37 197V198H36ZM41 197V198H40ZM63 197V198H62ZM65 197V198H64ZM67 197V198H66ZM72 197V198H73ZM108 198V199H105V198ZM134 198V200L132 199V198ZM141 197H145V199L144 200H142V198ZM162 197L166 200V201H164L163 199H162ZM212 197H213V199H212ZM87 198V199H86ZM109 198H110V200H109ZM117 198H118V200H117ZM139 198V199H138ZM141 198V199H140ZM160 198H161V201H160ZM168 198V199H167ZM216 198V199H215ZM219 198V197H218ZM243 198H244V200H243ZM21 199V200H20ZM25 199V200H24ZM112 199V200H111ZM114 199V200H113ZM116 199V200H115ZM119 199H120V201H122L123 203H120V201H119ZM131 199H132V201H133V203L131 202ZM212 199V200H211ZM34 200V201H33ZM67 200L69 201V200H71V201H69V202H67ZM84 200H87L88 201V204H87V201L85 202ZM98 200H100V201H104V202H106V205H105V207L103 208V207H99V205H97L98 203L97 202H99ZM129 200H130V202H129ZM138 201V202H136V201ZM213 200L216 202V201H219L218 203L216 202V205H215V203H213ZM16 201V202H15ZM36 201V202H35ZM77 202V204L75 205L74 203L75 202ZM116 201H118V202H116ZM143 202V203H141V205L139 204L140 202ZM150 201H151V204H150ZM163 201V202H162ZM242 201H244V203H242ZM65 202H67V203H69V204H66L65 205ZM72 202V204H70ZM74 202V203H73ZM110 202V203H109ZM114 202V203H113ZM129 202V203H128ZM145 202V203H144ZM147 202V203H146ZM166 202V203H165ZM228 202V201H227ZM264 202V201H263ZM17 203V204H16ZM32 203V204H31ZM85 203H86V205H88V206H90V205H92V206H90V208H88V206H86L85 205ZM116 203V204H115ZM118 203H120V204H118ZM132 203V204H131ZM137 203V204H136ZM148 203L150 204V205H152L151 207H152V210H156L157 208H153V205L155 204V205H157V206H155L154 205V207H158V211L156 212V213H158L157 214V216L159 217H161L162 215L164 216V214H165V216H166V218H165V216H164V218L163 217H161V218H159V220L161 219V222H162V225L164 224H167V222L169 221H171L170 223L168 222V224L169 225H171V224H173V225H171V226H173V227H171V226H162L161 225V223L160 222H157V221H159L158 220V218H155V220L154 221H152L153 219L151 218V217H153V215L155 216V214H153L152 216H150L151 215V213H153L154 211H152L151 210V207H150V209L148 208ZM153 203V204H152ZM163 203H165L164 204V206H163ZM74 204V205H73ZM95 204V205H94ZM115 205V207H114V205ZM118 204V205H117ZM124 204V205H123ZM125 204H126V207H125ZM140 205V207H139V205ZM146 206H145V205ZM219 204V205H220ZM226 204V205H225ZM229 204V205H228ZM128 205V206H127ZM218 205V206H219ZM227 205H228V207H227ZM18 206V207H17ZM96 207V208H93V207ZM98 206V207H97ZM118 206V207H117ZM124 207V208H121L120 209V207ZM134 206V207H133ZM135 206H136V208H135ZM143 206H145L144 208H142ZM163 207V208H165V210L164 211H159V210H162L161 209V207ZM226 206V207H225ZM10 207V208H9ZM15 207V208H14ZM114 207V208H113ZM132 208V210L133 209H135V210H137L138 212H139V210L141 209H146V207L149 209L148 211H147V209L146 210H143V211H140V213H142V212H151L150 213V215H149V213L147 214V213H145L148 217L150 216V220L152 221H150L149 219H148V217L144 214V213H142V214H140V213H138L137 211H135V210H133L135 213H133V211L132 210H129V209H131ZM229 207H230V211H231V207H232V211L230 212L229 211ZM243 207V208H242ZM86 208V209H85ZM118 208V209H117ZM129 208V209H128ZM139 208V209H138ZM207 208V209H206ZM226 208L228 209V210H226ZM12 209V210H11ZM18 209V210H17ZM73 209V210H72ZM117 209V210H116ZM126 209V210H125ZM67 210V211H66ZM69 210V211H68ZM129 210V211H128ZM182 210H183V212H182ZM208 210V211H207ZM213 211L212 213L210 212V211ZM72 211V212H71ZM79 211V212H78ZM87 211V212H86ZM132 211V212H131ZM180 211H181V213H180ZM219 211H221V212H219ZM227 211V212H226ZM235 211H236V216H237V214L239 215H241V216H238V217H236L235 216ZM19 212V213H18ZM131 212V213H130ZM154 212V213H155ZM208 213V215H210V217L207 215V213ZM223 212V213H222ZM238 212V213H237ZM16 213H18V214H16ZM70 213V214H69ZM82 213H83V215H82ZM130 215H129V214ZM160 213H162V214H160ZM210 213V214H209ZM68 214V215H67ZM135 214H137L136 216H135ZM139 214L141 215V216H139ZM143 214H144V218H143ZM180 214V215H179ZM201 214H202V216H201ZM230 214H232V215H230ZM80 215V216H79ZM132 215H134L135 217H136V219L138 218V222L136 221V219H134L132 222H131V219H130V216L132 217ZM243 215V216H242ZM263 215V214H262ZM73 216V218H70V217H72ZM86 216V217H85ZM126 216H128L127 218H126ZM133 216V218H135ZM138 216V217H137ZM156 216V217H157ZM206 218H205V217ZM235 216V217H234ZM260 216V215H259ZM75 217V218H74ZM77 217H78V219H77ZM147 217V218H146ZM200 217H201V219H200ZM230 217L232 218L231 220H229L230 219ZM241 217H242V219H241ZM20 218V219H19ZM142 218L143 220H140V219ZM205 218V219H204ZM208 218V219H207ZM236 218V219H235ZM238 218V219H237ZM257 218L260 220L261 218L262 219H264V217L262 216V217H258L257 216ZM257 218H254L255 219V222H256V219ZM129 219V220H128ZM145 219H147L148 221L146 222V220ZM171 219V220H170ZM180 220V222L178 221V220ZM162 220H164V222L162 221ZM167 222H166V221ZM176 220H177V222H176ZM204 220V221H203ZM205 220L208 222V224L206 225V222H205ZM232 220H234L233 222H232ZM236 220V221H235ZM89 221V222H88ZM124 221V222H123ZM127 221V222H126ZM128 221L130 222V223H128ZM139 221H142V222H145L144 224L146 225V223L147 224H151L150 225V227H148V226H146L145 227V225L144 224H141V222L139 223ZM156 221V222H155ZM173 221L175 222V224L173 223ZM221 221V222H222ZM240 222V224L242 225H237L239 228H237V230H235L236 232L235 233H238V234H235V236L233 235L234 234V232L231 234V235H233V242H235V243H240V241L241 242H243V241H245V239L247 238V236L248 235H246V234H248V233H246V231L248 230V228L246 229L245 227H248V225L247 224H244V222ZM258 221V220H257ZM91 222H93V223H91ZM149 222H151V223H149ZM154 222V223H153ZM200 222V223H199ZM201 222H202V225H201ZM205 222V223H204ZM229 222V223H228ZM235 222V223H234ZM252 222L255 224V222H254V220L252 219ZM252 222L250 223V225L252 224ZM259 222H264V221H259ZM112 223H116V225H114V224H112ZM118 223V224H117ZM123 223H127L126 225H130L131 227L129 228L128 226H127V228H129V229H121V225H122V227L125 225V224H123ZM132 223V224H131ZM133 223L135 224V225H138V228H139V231L137 232V230L136 229H138L136 226H134V228L132 229L134 232V234L132 233V232H130L129 233V231H131V228H132V226H133ZM136 223H138V224H136ZM153 223V224H152ZM156 223V224H155ZM159 223V224H158ZM177 223V224H176ZM180 223V224H179ZM228 223V224H227ZM232 223L234 224V225H232ZM87 224V225H86ZM111 224H112V226L113 227H111ZM142 226H141V225ZM181 225V226H183L184 228H182L181 226H179V225ZM201 226L200 228H199V226ZM226 224H227V227H226ZM83 225V226H82ZM84 225H85V227H84ZM108 225H110V226H108ZM118 225V226H117ZM126 225H125V227H126ZM143 225H144V228H143ZM153 225V226H152ZM155 225V226H154ZM220 225V226H219ZM232 225V226H231ZM117 226V227H116ZM199 228V229H196L197 227ZM229 226H231V227H229ZM236 226V227H237ZM244 226V227H243ZM80 229H79V228ZM84 227V228H83ZM89 227H90V229H89ZM118 227H119V229L121 230V231H123L124 230V234H123V232H122V234H121V231L118 229ZM124 227V228H125ZM168 227V228H167ZM170 227H171V229L172 230H169L170 229ZM178 229V227H179V230H177L176 228ZM207 227L209 228L208 230H209V232H208V230H207V232H205L206 231V229H207ZM228 227H229V229H228ZM235 227V226H234ZM113 229L112 231L111 230H109V229ZM136 228V229H135ZM142 228H143V231H142ZM147 228H148V230H147ZM166 228V229H165ZM195 228V229H194ZM218 230H216V229ZM226 231H223V229ZM231 228H232V230H231ZM77 229V230H76ZM87 229V230H86ZM92 229V230H91ZM94 229V230H93ZM107 229V230H106ZM118 231H116V230ZM144 229H146V231L144 230ZM168 229V230H167ZM174 229V230H173ZM181 229V230H180ZM184 229V230H183ZM186 229V230H185ZM202 229V230H201ZM227 229H228V231H227ZM246 229V231H244ZM80 232H79V231ZM108 230L113 234H110V233H107L108 232ZM125 230H128V231H126V233H125ZM136 230V231H135ZM176 230V231H175ZM191 230H192V232H191ZM195 230V231H194ZM205 230V231H204ZM214 231V230H216V231H214L213 233H214V235H215V237H213L214 235H212L213 233L212 232H210V231ZM221 230H222V233H224V236H223V234L222 233H219V232H221ZM229 230L231 231L230 233H228L229 232ZM78 231V232H77ZM87 231V232H86ZM94 231H95V233H94ZM107 231V232H106ZM113 231H115L116 233H117V237H116V234H115V232L113 233ZM143 232V234H142V232ZM183 232L185 235H181L180 233L181 232ZM202 231H204L205 233H203ZM239 231L241 232V231H243V232H241V234L239 233ZM92 232V233H91ZM137 232V234H135ZM179 233V234H177V233ZM185 232H187V233H185ZM216 232H217V234L219 233V235L220 236H218L217 237V235H216ZM81 233H83V236H82V234ZM85 233V234H84ZM86 233H88V235H86ZM107 233V234H106ZM140 233V234H139ZM182 233V234H183ZM210 234V236L211 237H209V236H205V235H209ZM226 233H228L227 235H225ZM245 233V234H244ZM92 234V235H91ZM99 234V235H98ZM109 234V235H108ZM145 234V235H144ZM201 234H203V237L201 236L200 237V235ZM205 234V235H204ZM240 234V235H239ZM127 235H128V238H127ZM140 235H142V236H140ZM246 235V236H245ZM80 236V237H79ZM90 236V237H89ZM137 236H138V238H140V240H141V242H140V240L137 238ZM196 236H199L200 237V240H201V242L205 245H198V247H197V244H196V242H197V240H196V238H198V237H196ZM237 236V237H236ZM86 237V238H85ZM144 237H147L148 238V241H147V238H144ZM207 237V238H206ZM213 237V238H212ZM220 237V238H219ZM228 237V238H227ZM97 238H99V239H97ZM116 238V239H115ZM125 238H127V239H125ZM146 239V240H144V239ZM206 238V240H204ZM212 238V239H211ZM216 238V239H215ZM218 238H219V240H218ZM222 238H224V239H222ZM235 238H237V239H235ZM80 239V240H79ZM96 239V240H95ZM113 239H115V240H113ZM137 239H138V241H139V244L137 245ZM143 239V240H142ZM212 240L213 242H210V241H208V240ZM213 239H215V240H213ZM225 243H223L221 240ZM95 240V241H94ZM216 240H217V242H219V244L216 242ZM226 240V241H225ZM83 241V242H82ZM92 241V242H91ZM153 241H155V242H153ZM203 241H205V242H203ZM208 241V242H207ZM237 241V242H236ZM96 242V243H95ZM134 242H136V243H134ZM143 242V245L141 244ZM146 242V243H145ZM153 242V243H152ZM164 242V243H163ZM217 243L218 244V246L217 247H219V248H217L216 247V244H214V243ZM89 245H88V244ZM98 243V244H97ZM145 243V244H144ZM206 243H207V245H206ZM209 243H210V245H209ZM220 243H221V245H225V246H221L220 245ZM93 244V245H92ZM132 244V245H131ZM135 244V245H134ZM140 244H141V246H140ZM153 244H155V246H153V247H151V245H153ZM214 244V245H213ZM88 245V246H87ZM164 247H163V246ZM209 245V246H208ZM211 245H213L214 247H212ZM135 246V247H134ZM143 246V247H142ZM201 246H204V247H201ZM128 247V248H127ZM130 247H133V250H132V248H130ZM143 248V250H141L140 251V249H139V251H140V253H139V251H138V248ZM201 247V248H200ZM207 247H209V248H207ZM216 247V249H214ZM251 246H249L248 247V250H247V254H245L246 256H244V259L245 260H242L241 262H244V264H264V259L262 258V257H264V256H259V255H257L256 254V252L254 251V249L253 248H251V249H253V250H251L250 249V251H249V248H250ZM101 248V249H100ZM113 248H115V249H113ZM137 248V251H138V255H137V251H135V249ZM225 248V249H224ZM90 249V250H89ZM124 249V250H123ZM128 249V250H127ZM130 249H131V253L129 254V252H130ZM216 250V251H214V250ZM221 249H222V251H221ZM113 250V251H112ZM122 250H123V252H122ZM127 250V251H126ZM217 250H219V251H217ZM224 250V251H223ZM85 251V252H84ZM105 251V252H104ZM212 251H213V253L215 254V253H220V254H218V256H217V254L214 256V254H212ZM252 251V252H251ZM254 251V252H253ZM100 252V253H99ZM106 252H108V253H106ZM113 252V254H114V252H116V256L118 255V256H120L118 259L115 257V255H113V257H112V255H109V253L111 254ZM118 252V253H117ZM122 254H121V253ZM134 252V253H133ZM210 252V253H209ZM124 253H126V257H128V255H129V257L128 258H126L125 256H123L124 255ZM223 253V254H222ZM252 253V254H251ZM104 256H103V255ZM107 254H108V259H106V256H107ZM128 254V255H127ZM136 255V257H134L135 255ZM210 254V255H209ZM140 255V256H139ZM141 255H143V257L145 258V256L147 257V258H142V256ZM98 256V257H97ZM103 256V257H102ZM132 256V257H131ZM149 256H150V258H151V261L149 262V260H150V258H149ZM97 257V258H96ZM110 257L113 259V260H111L110 259ZM164 257V258H163ZM209 257V258H208ZM124 258V259H123ZM126 258V259H125ZM135 258H137V259H135ZM207 258V259H206ZM215 258V259H214ZM110 259V260H109ZM121 259L123 260V261H121ZM130 259V260H129ZM140 261H139V260ZM141 259H144V260H141ZM147 259V260H146ZM155 259V262L153 261ZM163 259H166L165 261H162ZM204 259H205V261H204ZM217 259V260H218ZM102 260H101V262H102ZM220 260H218V262L216 261V264H224V263H222ZM99 261V262H98ZM114 261H118V262H115L114 263ZM121 261V262H120ZM136 261H133L132 262V264L133 263H135ZM146 261V262H145ZM204 263H203V262ZM112 262V263H111ZM123 262V263H122ZM137 262V263H138ZM201 262V263H200ZM207 262V263H208ZM211 263H209V264H211ZM136 264V263H135ZM240 264H243V263H240Z\"/></svg>",
	"mask_w": 264,
	"mask_h": 264
},
{
	"label": "bare ground",
	"instance_id": "obj_2",
	"mask_svg": "<svg viewBox=\"0 0 264 264\" xmlns=\"http://www.w3.org/2000/svg\"><path fill=\"white\" fill-rule=\"evenodd\" d=\"M7 1V2H6ZM0 0V5L3 3V2H5V3H7V5H9V4H12L13 5V8H12V6H9L10 8H8V7H4V6H6V5H2L3 7H1L0 6V34H4V35H7V37L9 38H13L12 40H15V41H17V44H18V42L20 43L19 44V46H18V51H17V58H19V60H17V64H18V67L20 68V72H27V77L30 79V83H32V84H30V85H27V87H25V86H23L24 87V90L25 89H28L29 91H32L33 89L32 88H34V87H36L35 89H34V91H37L36 89H37V87H38V89L41 87V85L43 84H45V83H43V81L44 80H46L47 78H49V77H52V75H54L53 77L55 78V76L57 77L58 75L57 74H60L59 72L60 71H63V70H61L64 66H66L67 67V65H66V62H68V61H66L65 62V59L64 58H62L61 59V55L64 57V55L65 54H67V53H65L64 51H63V44L65 45V44H67L66 46L68 47V50H69V52L71 53V58H70V56L68 55L67 56V59L68 58H70L71 60H69L70 62H71V64L70 65H73V66H76V64H77V75H76V77L74 78L73 76H74V74H73V79L75 80V79H77L74 83V90L75 91H73L72 93H70V91H71V89H70V91H69V93H70V95L72 94V96H70V95H68V96H70V99H71V97L73 98V102L75 101L76 102V104L75 105H73V109L75 110H77V108L75 107V106H79V104L81 103L82 104V101L80 102V101H78V100H81V98H82V96H83V98H82V100L83 101H85L86 103H87V101L86 100H84L85 99V97H87V99L89 98V99H93L92 100V102L93 101H95L94 99H96V98H98V97H103L106 93L108 94L109 93V91H110V88L108 89V86H110V84H112V88L113 87H116L118 90L120 89V88H118V86L120 87L121 85L120 84H123V82H124V89H120V92H116V93H123L124 92V99L126 98L127 99V101H126V104H125V107H123V113H122V111H121V106H122V104L120 103V105L121 106H119V104L117 103V102H115V100L116 101H118L117 100V96L114 98V96L112 95V96H110V98L113 100V98L115 99L113 102H115V103H117V105L120 107V112L122 113H117L116 112V114L114 115V117H112V118H109L108 120H109V122L107 121H103L102 119L104 118H102L101 120L103 121V122H106V127L103 125V124H101L100 123V125L98 124V126H96L95 128H94V126H95V124H96V122L94 121L93 123H95L94 124V126H92L94 129H96L95 131H97L98 129V131H100L101 133H102V130H100V129H103V127H105L106 129L104 130V134H106V135H108L109 133L108 132H112V134H113V136H115V137H117V138H115V139H117V140H115V142H112V143H109V144H107V145H102V144H99V142L101 141H99L98 142V144L99 145H101L100 147H95V146H93V147H95L94 149L95 150H93L90 154H89V157L87 158V156H86V158L84 159L83 157L81 158V156L79 155V157L77 156V158H81V159H84L83 161H79V165H78V163H75V164H77L79 167H78V170H79V168H80V170L78 171V172H80L81 170V172L80 173H83V171H84V173H83V175L82 176H80V177H83V182L81 183H79V184H75L74 186H75V188H73L72 187V189H70L71 191H73V195L75 194L74 193V190L76 189L77 191H78V193H77V195H75V196H77V197H75V199L77 200V201H80V202H78V204H84V203H82V201H81V199L83 200V198L84 197H82L83 196V194L85 195L86 194V196H87V198L89 199V197L88 196H90V193H91V196H93L92 194H96V192L98 193V194H96L93 198H95L96 196L99 198V195H101V193L99 194V192H98V190L97 189H99V190H102L103 188L102 187H100V186H105L104 188H105V190H106V188H112V190H113V187L115 186V185H117L118 183H117V181H121L125 176H129V175H132V174H130L132 171H134V175H133V177L136 175V176H138L139 174H142L143 173V171L145 172V171H149V169H148V167L149 166H154V164H149V165H147V162H148V158H146L147 157V154L145 153V155H146V157H145V155H143L144 156V159H147V162L146 161H141L142 159L141 158H143V157H137V159L136 158H134L135 160H137L138 161V159L140 160L138 163H137V161H135L137 164H135V162H132L131 160L133 159L132 157L134 156H136V154H135V152H138L139 151V149H137L138 147H140V146H143V149H142V147H141V149H142V151L144 150V148H145V150H146V152L149 150H147V147H149L151 144H152V140L151 139H146V137H144L145 136V133L147 132H150L151 134H150V136L152 135H158V136H162V137H164L165 138V136L167 137L168 135H169V137H171L170 135L171 134H173V132H175V134H177L179 131L178 130H182V129H184L185 128V131H187L186 130V127H187V129H189L188 127L190 126V127H193L192 128V131H187V132H185L184 131V133H185V135L187 134V136H188V134L189 135H191L192 133L191 132H193V136H195V137H193V136H191L192 138H195V139H193L192 140V138L190 137V139L191 140H189V137L187 138L188 140L187 141H189V143H187V141H185V139H183V144H181V142H180V145L182 146V148H181V146H179V154H181L182 155V158L180 159V162H179V164L177 165L176 164V162H175V164L177 165H173V170H170V169H167V168H170V165H166L165 167H166V169H167V172H168V170H170L169 172V175H168V173H164V174H167L166 176L163 174V172H162V174H163V176H165L166 177V181H165V178H163L162 177V175L160 174V176H161V178H163L164 179V181H163V183L165 184V187H166V191L164 190V187L162 188V186L164 185H162V183H161V185H159L160 183H158V182H161V180L159 181V174H158V178L157 177H155V179H157L158 180V182H156V183H158V185L159 186H161L160 188H162L164 191H165V193H167L168 194V196H169V198L171 197V199H168L167 200V203H168V201H170L171 203H170V205H166L165 203H163V206H164V204H165V208H167L166 210H165V208H163V207H161V209L162 210H159V211H164L165 210V213H168V211H170L171 212V214L170 213H168V214H170V215H168V216H171L172 215V217H170V218H179L176 214H177V208H178V206H179V204H183V205H181L182 207H184V204H185V207L183 208V210L185 211V212H183V210H182V212L184 213L183 215H184V217H182V215H181V217L183 218L182 219V221H181V223L184 225V227L185 228H187V230H188V232L190 231L189 229H192L193 227H194V225H196V224H194L195 222H196V219H197V217H198V213L199 212H201V213H204L205 214V212H202V211H200V209H197L198 208V206L200 207V208H202V209H204L205 208V206H206V203L204 204V202L205 201H207V203L209 204V205H207V206H210L211 205V203L212 202H210L209 203V199H208V197L210 196H212V195H218L216 198L217 199H219V201H221V203H222V201L223 200H225V202H226V204L227 203H229L230 204V201L229 200H232V204H230V205H232V207L235 205L233 202L234 201H236V203L239 201V199H240V201H241V199L242 198H239V196H238V194H237V187H238V185H239V183H241V181L245 178V177H248L249 176V172H250V175L251 176H249L248 177V179L249 178H251V181L250 180H248V179H246L245 178V182H246V180H248V182L250 181L251 182V184H250V186H248V187H252V188H249V189H252V191H251V193H252V196H251V194H249L251 197L249 198V195H248V201L246 202L245 200H244V198H243V200L245 201V203H247L246 204V206L243 208V209H241V208H237V211H240V212H242L243 213V219L244 218H247V220H250L249 218H251V221L249 222V225L247 224L248 222H244L243 220H240V217H238V216H241L240 214L238 215L237 214V216H236V211H235V216L236 217H238L239 218V221L240 222H244V224H247L248 225V227H245L246 229L248 228V230L246 231V229L244 230V231H246V233H248V234H246V235H248L247 236V238L245 239V241H243V242H241L240 241V243L238 242V243H235V242H233V235L235 236V234H238V233H235L236 231L235 230H237V228H239L238 226L239 225H241L240 224V222L239 223H237L236 225H234L233 223H232V225H234V226H232L233 227V230H232V228H231V230H232V233L234 232V234L233 235H231L230 234V236H229V238H228V244L226 245V247H227V249H226V254H223V256H224V258H223V262L221 261L222 260V258H220V259H218L220 256H218V254H220V253H213V251H212V254H214V256L217 254V259L218 260H220L222 263H224V264H240V263H243L244 264V262H241L242 260H245L244 259V256H246L245 254H247V250H248V247L249 246H251L250 248H249V251H250V249L251 248H253L254 249V251L256 252V254L257 255H259L260 257L261 256H264V222H259V221H264V219H258L257 218V216L260 218V217H264V164H259V161L257 162V164L255 165V167L254 166H252V162H254L255 163V161H252V162H250L249 161V157H250V154H247L248 153V149L250 150L251 149V145H250V142H248L249 140L247 139L245 142L246 143H249V146H245V145H247L246 143H244V138L242 137L243 135H244V137H246L245 136V134H243V135H241V134H239V131L241 130V132H243V131H245V129H244V127L246 126V124H242V123H244L242 120H240L241 118L240 117H242L241 115L242 114H244V113H246V112H243L241 115H240V117H239V111H242V108H243V106L241 105V104H243V102L245 101H243L240 105V107L238 106V108H241V110H239L235 105H238V104H235V105H233V103H234V101L232 100V101H230V98H232V97H228V95L229 94H231V93H229V94H226L227 93V91H225V88H224V86H223V83H222V79L221 78H219V74H223V73H220L221 71H224V73H225V70H221L220 72H219V74L217 75V74H215V72H213V69H215V67L218 65V63L217 62H215V63H217V65H214L215 67L213 68L212 66H213V64H211L212 62H210V64L212 65V66H209V65H207L206 63H208L209 64V60L207 59L206 61H205V64L207 65V67L206 68H204L205 66V64L202 66L201 64L203 63V62H201L202 60H200L199 61V57H201V55L203 56V54H202V52L201 51H203L204 52V50H201V51H199V52H201V55L199 54V57H197L198 55L196 54V51H197V49L195 50V52L192 50V48L189 50V48L187 49V45L189 44V43H191V42H189L190 40H191V38H193V35H194V33H193V31L191 32V38L190 37H188V38H190V40H188V38H187V33H189V32H187L186 34L187 35H183V37H181V38H184L185 36V39L187 38V45H184V46H186V48L185 49H187V51L188 52H190L191 50H192V52H194L197 56H196V58L198 59H196L195 58V54L193 55V54H191L192 52H190V53H185L187 56H188V54L190 55V56H192L193 55V57L195 58V61L197 60V61H199V62H201V66L204 68L203 69V71L201 72L202 74H203V76H202V78H201V76L197 73V72H200V70L199 71H190V69L192 68V67H190V69H186V68H188V67H183V65H181V70H182V67L183 68H185V70L183 69V72H181V73H179V72H176V74H174V75H172V77L170 76V75H168V74H166V73H164L165 71H171L170 69H169V67L171 66H169V67H166L165 68V65L166 64H162V66L161 65H159V63H158V65H159V67L161 66V68L160 69H158V67H156L157 66V62L159 61L158 59H156L155 61H149L148 63H147V59L145 60L144 59V57H146V52L149 50V49H147V45H150L148 42H150L151 41V43H152V45L154 44V45H161V44H163V43H166L167 42V39H166V42H162V43H160V41L158 40V42H154V40H153V38H152V36H154L155 35V37H156V33L155 32H153L151 35L152 36H148L147 35V30H148V32L150 31L148 28L146 29V28H144V27H142V26H145L146 27V25L148 24L149 25V27H150V24L152 23L151 21V23L149 24L148 22H146V24H145V20H144V18H143V16H141V15H139L140 16V18L138 19V17H136V15L138 14H136V12H137V9H138V7H137V5H135L136 6V10L134 9H132V7L130 6H128L130 3H128L127 2V0H45V1H43V2H35L34 0L32 1V0H18V1H13V0ZM21 1V2H20ZM129 1V0H128ZM130 1H132V0H130ZM138 1V0H137ZM140 1V0H139ZM141 1H144V0H141ZM233 1H235V0H233ZM253 1V0H252ZM255 2L257 1V0H254ZM254 1L252 2V3H254ZM236 2V1H235ZM132 3V2H131ZM140 3V2H139ZM156 3H157V0H156ZM155 2H154V5L156 4ZM232 3V2H231ZM230 3V4H231ZM249 3H250V1H249ZM4 4V3H3ZM33 5V8L35 9V7L37 8L36 10L38 11V13L39 14H37V15H33V16H41L40 17V19L39 20H37L36 19V17L34 18V17H32L33 19H36L37 20V23L34 21V23L33 24H31V22L29 23V21L28 20H30L31 18H30V12L28 13V12H26L25 10H28L29 11V7H28V9H26V7L27 6H25V5ZM134 4V3H133ZM133 4H131L132 6H133ZM158 4V3H157ZM244 4V3H243ZM256 4V3H255ZM139 6H140V4H138ZM14 6L16 7V8H14ZM157 6V5H156ZM156 6H155V8H156ZM161 6V5H160ZM160 6L158 5V8H157V10H159V12L158 13H160V10H161V12L163 11V9H159L160 8ZM33 8H31V9H33ZM141 8L144 10V8L141 6ZM172 8V7H171ZM139 9H140V7H139ZM138 9V11H140ZM226 9V8H225ZM166 10V9H165ZM194 10V9H193ZM223 11L222 12H224L225 14H224V16H223V20L225 19V16H227L228 14L226 13L227 12V10L225 11L224 9H222ZM32 11H34V10H31V15H32ZM166 11H168V10H166ZM195 11V10H194ZM219 11V10H218ZM97 12H99V13H101V12H103V14H95V13H97ZM142 12V11H141ZM140 12V13H141ZM221 12V11H220ZM195 13V12H194ZM218 13V12H217ZM105 14V15H104ZM142 14V13H141ZM103 15V16H102ZM216 17H218V16H216ZM17 18H18V20L20 19V22L18 23L17 22ZM39 18V17H38ZM141 18H143L142 20H141ZM195 18V17H194ZM151 19V18H150ZM216 19V18H215ZM218 19V18H217ZM140 20V21H139ZM144 20V21H143ZM154 20V19H153ZM194 20V19H193ZM193 20H192V22H193ZM219 20V19H218ZM215 21L213 24L215 25V27L214 28H212V31H213V34L214 35H216V36H214L215 38H220V35L222 34H220V35H218V32L217 31H219V30H217V29H219L218 27H219V25H218V23H220L219 21ZM31 21H32V19H31ZM156 21V20H155ZM195 21V20H194ZM220 21H221V18H220ZM4 22V24H1V23H3ZM16 22H17V24H16ZM140 22H142L144 25H142L141 26V24H140ZM197 22V21H196ZM8 24V26L6 27V25ZM125 24V25H124ZM66 25V26H65ZM119 25H121L122 26V29H120L119 30V28H121V26H119ZM154 25V24H153ZM153 25H151V26H153ZM160 25V24H159ZM212 25V24H211ZM2 26V27H1ZM113 26H119V27H113ZM162 26H164V25H162ZM67 27V28H66ZM69 27V28H68ZM111 27H113V28H111ZM125 27V28H124ZM15 28V29H14ZM124 28V29H123ZM146 29V31H145V33H143L142 31L144 30V29ZM153 28H154V26H153ZM111 29H114V30H111ZM157 29H158V27H157ZM164 29V28H163ZM166 29V28H165ZM191 29V28H190ZM18 30H21L20 32H22V30H23V33H24V35H22V36H24L23 37V39L21 38V36L19 35L18 37H20V38H17V35L15 34L16 33V31L17 32H19ZM70 30V31H69ZM151 30H153V29H151ZM155 30H156V28H155ZM154 30V31H155ZM159 30V29H158ZM158 30H156V32L158 31ZM215 30V31H214ZM160 31V30H159ZM159 31L157 32V33H159ZM161 31H162V29H161ZM189 31H191V30H189ZM224 31V30H223ZM167 32V31H166ZM200 32V31H199ZM222 32V31H221ZM22 33V34H23ZM143 34V35H145L146 37H150V38H152L150 41L148 40V42H145V41H141L140 42V40L139 39H141V38H143V36H141L140 38H139V36H140V34ZM150 33H151V31H150ZM162 33V35H165L164 33L165 32H161ZM202 33V32H201ZM205 33H207V32H205ZM226 33V32H225ZM169 34V33H168ZM172 34V33H171ZM197 34V33H196ZM196 34L194 35V39L196 38L197 39V37L200 35V34H198V36L196 37ZM104 35H106V37L104 38ZM170 35V34H169ZM168 35V36H169ZM173 35H175V34H173ZM202 35H204V34H202ZM225 35V34H224ZM31 36H33V38H34V40L33 41H31V39L29 40V38L31 37ZM158 36H161V34H157V37ZM189 36V35H188ZM207 36V35H206ZM154 37V39H156ZM163 37H167V35L166 36H163ZM173 37V36H172ZM175 37V36H174ZM176 37H179V36H176ZM175 37V38H176ZM199 37H202L203 38V36H199ZM210 37V36H209ZM213 37V38H214ZM149 38V39H150ZM168 38V37H167ZM202 38H198L199 40L200 39H202ZM205 38V37H204ZM208 38V37H207ZM224 38V37H223ZM148 39V38H147ZM147 39H145L144 38V40H146L147 41ZM160 39V38H159ZM165 39V38H164ZM163 38H162V40H164ZM170 39V43H172L171 45L173 46L174 44L173 43H175L176 42V40H174L173 42H171V38H169ZM195 39V40H196ZM197 39V40H198ZM2 40V39H1ZM11 40V39H10ZM152 40H153V42H152ZM161 40V39H160ZM177 40H179V38H177ZM181 40V39H180ZM195 40H191L192 41V43L195 41ZM197 40L195 41L197 44L198 43H200L201 41H198L197 42ZM223 40V39H222ZM9 41V40H8ZM165 41V40H164ZM183 41H185V40H183ZM204 41V40H203ZM206 41V40H205ZM220 41V40H219ZM218 41V42H219ZM12 42V41H11ZM14 42V41H13ZM66 42V43H65ZM180 42V41H179ZM182 42V41H181ZM179 43V44H182V43ZM195 42H194V45H195ZM206 42H208V39H207V41ZM220 42H223V41H220ZM4 43V42H3ZM2 43V44H3ZM7 43V42H6ZM6 43H4V44H6ZM148 43V44H147ZM160 43V44H159ZM167 43H169V42H167ZM177 43L178 42H176V45H177ZM185 43V44H186ZM204 43V42H203ZM8 44V43H7ZM10 44V43H9ZM14 44V43H13ZM218 43L216 42V45H217ZM153 45V46H154ZM176 45H174V46H176ZM201 45H202V42H201ZM206 45H207V43H206ZM210 45H211V43H210ZM215 44H213V46H214ZM7 46V45H6ZM162 46V45H161ZM165 46V45H164ZM166 46H167V44H166ZM173 46V47H174ZM184 46H182L181 45V47L179 48L180 50L182 49V47H184ZM189 46V45H188ZM193 46V45H192ZM191 46V47H192ZM196 46V45H195ZM204 46L205 45H203V48H204ZM220 46V45H219ZM11 47V46H10ZM151 47V45L149 46V48ZM156 46H154L153 47V49L155 48ZM163 47V46H162ZM177 47V46H176ZM194 47V46H193ZM199 47V49L201 48L202 49V47L201 46H197V48ZM215 47V46H214ZM237 47V46H236ZM14 49L13 50H15L16 49V46L15 47H13ZM158 48V50H160V52L162 53L163 51H165V48L161 51V49H159V47H156V49ZM167 48V47H166ZM175 48V47H174ZM173 48V49H174ZM213 47H211V49H212ZM256 48V47H255ZM255 48H254V50H255ZM67 49V48H66ZM151 50H152V48H150ZM156 49H154V50H156ZM179 49L177 50L176 49V51L175 50H173V51H175V52H180L181 53V51H179ZM198 49V50H199ZM206 49H207V47H206ZM233 49V48H232ZM236 49H238V48H236ZM151 50L150 51H148L149 52V54L151 55L153 52H155L156 53V51H154L153 50V52L152 53H150L151 52ZM184 50V48L182 49V51ZM213 50V49H212ZM216 50H218V51H220V49H216ZM222 50V49H221ZM231 50V49H230ZM235 50V49H234ZM62 51H63V54H62ZM171 51L172 50H169V54L167 55V56H169V55H171L170 53H171ZM186 51V50H185ZM186 51V52H187ZM237 50H235V52H236ZM68 52V51H67ZM166 52V51H165ZM174 52V53H175ZM205 52H206V50H205ZM222 52H226V51H222ZM69 53V54H70ZM154 53V54H155ZM158 53H159V51H158ZM168 52H166V54H167ZM173 53V52H172ZM173 53V54H174ZM184 53V52H183ZM183 53H181L183 56L185 55V54H183ZM198 53V52H197ZM218 53H220V52H218ZM15 54V53H14ZM13 54V55H14ZM166 54H164V52H163V56H166ZM176 54V53H175ZM235 54V53H234ZM150 55H148V56H150ZM157 55V54H156ZM159 55V54H158ZM161 55V54H160ZM159 55V56H160ZM178 55H179V53H178ZM185 55V56H186ZM206 54L204 53V56H205ZM230 55H231V53H230ZM237 55V54H236ZM240 55H242V53H240ZM239 55V57H241ZM7 56H9V55H7ZM11 56V55H10ZM153 57H154V59H155V55H152ZM162 56V55H161ZM160 56V57H161ZM174 56V58H173V60L176 58V57H178V56H176V55H173ZM176 56V57H175ZM186 56V60H188V59H190V56H188L187 57ZM208 56V55H207ZM223 57L225 56V55H222ZM234 56V55H233ZM238 56V55H237ZM243 56H245L244 54H243ZM12 57V56H11ZM65 57H66V55H65ZM153 57H151V58H153ZM170 57H172V56H170ZM217 57V56H216ZM226 57V56H225ZM235 57V56H234ZM254 57V62L256 61V59H255V56H252V58ZM7 58V57H6ZM6 58H4V59H6ZM10 58V57H9ZM8 58V59H9ZM120 58H124V64H122L123 66L120 68V67H118V68H115V67H117L115 64V61L116 62H121V61H119V59ZM148 58V57H147ZM159 58V57H158ZM166 58V57H165ZM163 59V60H166V59ZM169 58V57H168ZM167 58V59H168ZM179 58H181V56H179ZM207 57H205V59H206ZM243 58H245V57H243ZM251 58V57H250ZM251 58V59H252ZM64 59V63L65 64H63V62H62V60ZM66 59V60H67ZM160 59V63H161V61H163V60H161L162 58H159ZM178 59V58H177ZM183 59H185L184 57L182 58V60ZM204 59V58H203ZM218 59V58H217ZM222 59V58H221ZM249 58L247 57V59H244L245 61L246 60H248ZM1 60H2V58H1ZM13 60V59H12ZM15 60V59H14ZM13 60V61H14ZM118 60V61H117ZM146 62H145V61ZM148 60H152V59H149L148 58ZM158 60V61H157ZM168 60H171V59H168ZM168 60H166V61H168ZM237 60V58L235 59V61ZM240 60H242V59H240ZM16 61V60H15ZM14 61V62H15ZM185 61V60H184ZM184 61H182L181 62V64H184ZM193 62L194 61V59L192 58L191 60H188L187 62ZM196 61V62H197ZM208 61V62H207ZM212 61V60H211ZM243 61V60H242ZM258 61V60H257ZM256 61V62H257ZM5 62V61H4ZM9 62V61H8ZM12 62V61H11ZM10 62V63H11ZM69 62V63H70ZM144 62V63H143ZM165 62V61H164ZM174 62H175V60H174ZM179 62V61H178ZM186 61H185V64L187 63ZM192 62L190 63V64H192ZM195 62V63H196ZM241 61H239V59H238V61H236V65H235V67L234 66H231L233 69H235V70H233L232 72H231V74L232 75H230V76H233V77H235V78H237V80L239 81V80H246V78L244 79L243 77H248V76H245V75H243V74H241L242 76L240 77V72L242 73V71H240V65H239V63H240ZM244 62V61H243ZM2 63V62H1ZM7 63V62H6ZM16 63V62H15ZM14 63V64H15ZM68 63V64H69ZM122 63V62H121ZM121 63H120V65H121ZM168 64H171V63H169V61L167 62ZM214 63V64H215ZM221 63V62H220ZM229 63V62H228ZM227 63V64H228ZM246 63V62H245ZM248 63H250L249 61H248ZM248 63H246L245 64V67L244 68H246V65H247V67H250L249 69L251 70V68L253 69L254 67L255 68H258L259 66H258V62L257 63H254V65L255 64H257L256 66H252V64L251 65H249ZM251 63H253V60H252V62ZM8 64V63H7ZM6 64V65H7ZM13 64V63H12ZM155 64H156V66H155ZM167 64V65H168ZM173 64V67H175V65H174V63H172ZM177 65H176V67L177 66H180V65H178V63H176ZM179 64H180V62H179ZM190 64H189V66H190ZM196 64H199V63H196ZM196 64H192V65H195L194 67H201L200 65L198 66H196ZM226 64V63H225ZM241 64V63H240ZM244 63H242V65L241 66H244L243 65ZM6 65H4V66H6ZM70 65H68L69 67H67V68H70ZM118 65V64H117ZM221 65V64H220ZM222 65H223V62H222ZM249 65V66H248ZM1 66H2V64H1ZM3 66V67H4ZM119 66V65H118ZM185 66V65H184ZM186 66H187V64H186ZM230 66V65H229ZM258 66V67H257ZM13 67H15V66H13ZM17 67V65H16V68H18ZM175 67V68H176ZM209 67H212V69L211 68H209ZM218 67H219V65H218ZM221 67H224V66H221ZM2 68V67H1ZM0 68V70L2 71V69ZM8 68H11V66L9 67V66H7L4 70H7ZM71 68H75L76 69V67H72L71 66ZM70 68V69H71ZM123 68V70H124V73L122 72V74H124L123 75V80H122V78H120V76L119 75H121V73L120 72H118L119 73V75H117L116 76V72H115V70L116 71H118V69L120 70V69H122ZM173 69V70H176V69ZM229 68V67H228ZM243 68V69H244ZM65 69V68H64ZM112 69H114V70H112ZM199 69V68H198ZM223 69V68H222ZM243 69H241V70H243ZM248 68H246V70L245 71H248L249 70ZM260 68H258V70H259ZM262 69V68H261ZM8 70H10V69H8ZM7 70V71H8ZM12 70V69H11ZM10 70V71H11ZM19 70V69H18ZM67 70V72L68 71H70L69 69H66ZM114 71L115 72V74L112 72V71ZM187 70H188V72H187ZM194 70H195V68H194ZM216 70V69H215ZM231 70V69H230ZM255 71H256V69H254ZM254 70H252V71H248V72H246L247 74H252V72L254 71ZM263 70H264V68H263ZM6 71V72H7ZM65 71V70H64ZM75 71V70H74ZM104 71L105 72H107L108 71V74L106 73V76L104 77V79H103V82L101 83V86H102V92L101 91H99V89H100V84H99V82H97L96 81V79L97 78H100V76L101 75H103L104 74ZM110 71V72H109ZM185 71V72H184ZM189 71L191 72V74H192V76H191V74L189 73ZM245 71H244V73H245ZM72 72V69H71V71H70V73ZM158 74H157V73ZM193 72L194 73H196V75H195V77H197V74H198V78H193ZM259 72V71H258ZM264 72V71H263ZM1 73V72H0ZM5 73V72H4ZM8 73H9V71H8ZM14 73H16V72H14ZM63 73H65V72H63ZM62 72H61V74H63ZM73 73V72H72ZM72 73H71V75H72ZM103 73V74H102ZM174 73V72H173ZM230 73V72H229ZM245 73V74H246ZM262 73V72H261ZM2 74H3V71H2ZM12 73L10 72V75H11ZM170 74H172L171 72H170ZM227 74V73H226ZM246 74V75H247ZM254 75H255V72L253 73ZM249 75V76H253L254 77V75ZM256 74H257V72H256ZM260 74V72L258 73V75ZM8 75V74H7ZM17 75V74H16ZM20 75H22L21 73H20ZM26 75V74H25ZM19 76V75H18ZM61 76H63V75H61ZM67 76H68V73H67ZM70 76V75H69ZM200 76V77H199ZM228 76V75H227ZM262 76H264L263 74H262ZM22 77H24V74H23V76ZM22 77H19V78H21V80H22ZM59 77V76H58ZM65 75H64V81H66L65 80ZM103 77V76H102ZM122 77V76H121ZM222 77H223V79L225 80V78H224V75H222ZM238 77H240V78H238ZM252 77V78H253ZM256 77L258 78V76L256 75ZM15 78H16V76H15ZM14 78V79H15ZM26 78V77H25ZM60 78H62V77H60ZM63 78H62V80H63ZM255 78V77H254ZM256 78V79H257ZM11 79V78H10ZM17 79V78H16ZM15 79V80H16ZM67 79V78H66ZM72 79V78H71ZM72 79V80H73ZM102 79V78H101ZM227 79V78H226ZM256 79L253 81V83L256 81ZM12 80V83H14V81H13V78L11 79ZM26 80V79H25ZM55 80H57V79H55ZM62 80H58L59 81V84H60V82H63ZM68 80H69V78H68ZM71 80V81H72ZM236 80V79H235ZM248 80H250V78L248 79ZM248 80H246V82L248 81ZM253 80V79H252ZM251 80V81H252ZM17 81H20V79L19 80H17ZM17 81H15L17 84H18V82ZM228 81V80H227ZM226 80H225V82H227ZM28 82V81H27ZM24 83V84H28V83ZM47 82V81H46ZM53 82V81H52ZM55 82V81H54ZM69 82V81H68ZM67 82V83H68ZM94 82L95 83H98L99 85V89H96L97 91V94L95 95V91H93L97 86H94L93 87V85H94ZM229 82V81H228ZM245 82V81H244ZM260 82V81H259ZM258 82V83H259ZM67 83L65 84V82H64V84L63 85H67ZM72 83V82H71ZM70 83V84H71ZM247 83H249V81L247 82ZM247 83H245V85L247 84ZM256 83V82H255ZM257 83V84H258ZM47 84V83H46ZM62 84H60L59 86L60 87H64V86H61ZM69 84V83H68ZM70 84L69 85H67L68 87L70 86ZM226 84H228V83H226ZM240 84V83H239ZM22 85V84H21ZM43 85H42V87L41 88H44L43 87ZM72 85V84H71ZM229 85V84H228ZM237 85V84H236ZM248 85V84H247ZM250 85V84H249ZM253 85L254 84H252V85H250L252 88H253ZM16 86H18V85H16ZM59 86H58V83H57V87H58V89H60L59 88ZM123 86V85H122ZM232 86H235V84H233ZM240 86H242V89L243 88H245V87H243L244 86V84L242 85H240ZM14 87H15V85H14ZM13 87V88H14ZM46 87V86H45ZM67 87V88H68ZM226 87V86H225ZM230 87V86H229ZM237 87V86H236ZM235 87V88H236ZM259 86H257V89H259L258 88ZM66 88V89H67ZM71 88H72V86H71ZM94 88V89H93ZM98 88V87H97ZM111 88V89H112ZM232 88V87H231ZM234 88V89H235ZM246 88H247V86H246ZM245 88V89H246ZM62 89V88H61ZM64 89V88H63ZM72 89V90H73ZM234 89H232V90H234ZM256 89V90H257ZM23 90V89H22ZM28 90H27V92H28ZM113 90V89H112ZM122 90H124L123 92H121ZM191 90V91H190ZM227 90H229V89H227ZM231 90V89H230ZM236 90V89H235ZM244 90V89H243ZM254 91H255V87H254V89H253ZM13 91V90H12ZM44 91V90H43ZM57 91V90H56ZM59 91V90H58ZM55 92V93H62L63 91L61 90L60 92ZM99 91V92H98ZM114 91V90H113ZM113 91H111V92H113ZM199 91H201V92H199ZM244 91H246V90H244ZM249 91V90H248ZM251 92L250 93H252V90H250ZM21 92V91H20ZM25 92V91H24ZM23 92V93H24ZM33 92V91H32ZM47 92V91H46ZM65 92V91H64ZM63 92V93H64ZM234 91H232V93H233ZM236 92H238V90L236 91ZM243 92V91H242ZM17 93V92H16ZM26 93V92H25ZM24 93V94H25ZM62 93V94H63ZM75 93H80V96H81V98H80V96L79 95H76V96H78L79 97V99L75 96ZM200 93V95H198ZM244 93V92H243ZM242 93V94H243ZM247 93V92H246ZM255 92H253V94L252 95H255L256 97H260L259 95L257 96L256 95V93L254 94ZM259 93V92H258ZM257 93V94H258ZM18 94V93H17ZM21 94V93H20ZM66 94V93H65ZM106 94V95H107ZM112 94V93H111ZM115 94V93H114ZM236 94L238 95V93H233V95H235L236 96ZM245 94V93H244ZM15 95V94H14ZM30 95H32V94H30ZM50 95V94H49ZM58 95V94H57ZM57 95H56V97H53L54 95H53V93H52V97L53 98H57ZM67 95H64V96H67ZM105 95V96H106ZM109 95V94H108ZM107 95V96H108ZM117 95V94H116ZM121 94H119V96H120ZM232 95V94H231ZM16 96V95H15ZM20 96V95H19ZM25 96V95H24ZM73 96H75L76 97V99L74 100V97ZM107 96H106V98H107ZM199 96V98L201 97V100H199V101H197V103L199 102V104H197L196 102H195V100H196V98ZM239 96V95H238ZM243 96V95H242ZM250 96H251V94H250ZM254 96V97H255ZM50 97V96H49ZM58 97H62V95L60 96V94H59V96ZM113 97V98H112ZM237 97V96H236ZM248 97V96H247ZM255 97V98H256ZM262 97V96H261ZM261 97H260V99H261ZM23 98V97H22ZM25 98V97H24ZM66 98V97H65ZM64 98V99H65ZM68 98V97H67ZM106 98H104V100L106 99ZM110 98H107L106 100H111ZM199 98H197V100L199 99ZM234 98V97H233ZM232 98V99H233ZM251 98V97H250ZM254 98V99H255ZM14 99H15V97H14ZM28 99V98H27ZM52 99V98H51ZM69 99V100H70ZM88 99V100H89ZM103 99V98H102ZM101 98H99L98 99V101H97V99H96V101L97 102H99L100 100H102ZM119 99V98H118ZM121 99H122V97H121ZM120 99V100H121ZM236 99H238V98H236ZM248 99V98H247ZM263 99V98H262ZM260 100V101H263V100ZM22 100V99H21ZM20 100V101H21ZM53 100V99H52ZM61 100V99H60ZM239 100V99H238ZM18 101V100H17ZM19 101V102H20ZM23 101V100H22ZM22 101H21V103H22ZM51 101V100H50ZM59 101V100H58ZM67 101H68V99H67ZM78 101V102H77ZM237 101V100H236ZM235 101V102H236ZM255 101V100H254ZM256 101H258V98H257V100ZM256 101L255 102H253V103H255V105H254V107L256 106ZM52 102V101H51ZM55 102H56V100H55ZM54 101L51 103L53 106H54V103H55ZM60 102V101H59ZM59 102H57V103H59ZM65 101H63L62 103H64ZM69 102V101H68ZM68 102H66V103H68ZM72 102V103H73ZM74 102V103H75ZM89 103L88 104H90V107H91V101L89 100L88 101ZM96 102V104H99V103H97ZM112 102V101H111ZM238 103L240 102V101H237ZM236 102V103H237ZM246 102V101H245ZM249 102V101H248ZM252 102V101H251ZM20 103V104H21ZM23 103H24V101H23ZM62 103H60V106L62 105ZM65 103V104H66ZM73 103V104H74ZM197 104V105H200L202 108V110H200V112H202V115L201 116H203V118H204V121L202 122L201 121V119H203V118H201V116H200V114H199V110H196L197 112H195V114H194V116H197V115H199V119H200V121H198V120H196L197 118H194L193 117V114H191V112L192 113H194L193 111H191V110H194V109H196V108H193V109H189V107L193 104V105H195V104ZM250 103V102H249ZM258 103V102H257ZM17 104H18V102H17ZM84 104V103H83ZM101 104H102V101L100 102V106H101ZM105 104H106V102H105ZM104 103H103V105H105ZM110 103H108V104H106L107 106L109 105ZM259 104H260V102H259ZM261 104H264L263 102H261ZM261 104L259 105V107L260 108H257L258 107V105H257V109H255V111H257V113H255V118L254 119H257V116H259L260 117V122L262 121L261 119H264V105H262L261 106ZM22 105V104H21ZM20 105V106H21ZM23 105H28V103L26 104H23ZM22 105V106H23ZM55 105H57V104H55ZM68 105V104H67ZM72 105V104H71ZM70 105V106H71ZM111 105L112 106H116V104H114L113 105V103H111ZM192 105V106H193ZM246 105V104H245ZM244 105V106H245ZM251 106L253 105V104H250ZM52 106V108H53V110L54 111H56L57 109H55V108H57L56 106H54L53 107ZM99 106V105H98ZM112 106L110 107L111 108V110L113 109L112 108ZM248 106V105H247ZM250 106V107H251ZM18 107H19V105H18ZM64 107V106H63ZM75 107V108H74ZM80 107H85L84 105H82V106H79V108L78 109H81L82 110V108H80ZM96 107V106H95ZM102 107V106H101ZM109 107H108V109H109ZM118 107V108H119ZM249 107V106H248ZM249 107V108H250ZM253 107V108H254ZM33 108V107H32ZM59 108V107H58ZM66 106L64 107V109L66 110ZM71 108V109H70ZM70 108H68V109H70V111H73L72 110V107H70ZM86 110L89 108V105L87 106L86 105ZM97 108H100V107H97ZM97 108H95V110L97 109ZM186 110H185V109ZM245 108H246V106H245ZM252 108V107H251ZM22 109H24V108H22ZM90 109H92V108H90ZM93 109H94V105H93ZM102 109H104V107L102 108ZM101 109V110H102ZM107 109V110H108ZM115 109H117V108H115ZM197 109H198V107H197ZM199 109H200V107H199ZM30 110V109H29ZM52 110V109H51ZM53 110H52V113H54L53 112ZM58 110H60V109H58ZM81 110H80V112H81ZM83 110L86 112V114H85V116L86 117H88V115H87V111L83 108ZM89 110V109H88ZM106 110V107H105V110L104 111H107ZM250 110V109H249ZM23 111V110H22ZM28 111V110H27ZM78 111V110H77ZM99 111V110H98ZM96 112V113H98V115H102L103 114V110H102V112H101V114L99 113V112ZM110 111V110H109ZM108 111V112H109ZM116 111V110H115ZM118 111V110H117ZM252 111V110H251ZM254 111V110H253ZM260 111V112H259ZM26 112V111H25ZM61 112V111H60ZM63 112V114L65 115V111L63 110L62 111ZM61 112V113H62ZM68 113H69V111H67ZM88 112H92V110L91 111H88ZM119 112V111H118ZM258 112H259V114H258ZM56 113V112H55ZM72 112H70L68 115H69V117H70V114H71ZM77 113V112H76ZM78 113H79V111H78ZM196 113H197V115H196ZM250 113H252L253 114V112H249V114ZM18 114V113H17ZM24 114V113H23ZM57 114H58V112H57ZM57 114H55V115H57ZM72 114H75L74 112L72 113ZM72 114H71V117H72ZM82 114V113H81ZM80 114V115H81ZM89 114V113H88ZM92 114V117L94 116V114L93 113H91ZM91 114H89V116L91 115ZM105 114V113H104ZM106 114H108V116H109V113H107L106 112ZM111 114H112V111H111ZM120 115V116H116V115ZM8 116H7V119H5V121L6 120H9V124L8 125H10V119L12 120V121H14L15 122V119L17 118H15V116H14V114L12 115V114H7ZM64 115H62V116H64ZM97 115V114H96ZM247 114H245L244 116H246ZM254 115V114H253ZM25 116H26V114H25ZM78 115L76 114L75 115V117H77ZM108 116H106L105 115V117H108ZM243 116V117H244ZM249 116V115H248ZM251 117H253L252 115H250ZM50 117H51V115H50ZM57 117V116H56ZM64 117H67V116H64ZM70 117V118H71ZM75 117H72V118H75ZM79 117V116H78ZM77 117V118H78ZM86 117L84 118V120L86 119ZM99 117H102V116H99ZM111 117V116H110ZM250 117V118H251ZM59 117H57V119H58ZM69 118V119H70ZM76 118V119H77ZM97 118H98V116H97ZM246 118V117H245ZM20 119V118H19ZM50 119V118H49ZM52 119H53V117H52ZM51 119V120H52ZM56 119V120H57ZM68 119V118H67ZM67 119H66V121H67ZM68 119V120H69ZM76 119H74V121H73V124H69L70 123V120L69 121H67V123H68V127H67V130H64L63 131V133L61 132V135H60V132H58L59 134V138H58V140L56 139V140H54L52 143L54 144L56 141H58L59 143H55V145L56 144H59L60 145V143H61V145H63L64 146V148L67 146V144L66 143H68V141L70 140V138L71 137H74L75 135L74 134H77V133H75L76 132V128H78L76 125H78L77 124V122H76ZM81 118H78L77 119V121L79 122V120H80ZM90 119H93V118H89V120H88V122L90 123V124H92V121H90ZM94 119L96 120V118L94 117ZM242 119H244V118H242ZM253 119V120H254ZM259 119V118H258ZM257 119V120H258ZM59 121L61 120V116H60V119H58ZM57 120V121H58ZM82 120V119H81ZM80 120V121H81ZM246 121H247V118L245 119ZM257 120H255V121H257ZM11 121V122H12ZM55 121V120H54ZM53 121V122H54ZM62 121H65L64 119L62 120ZM98 121V120H97ZM100 121V120H99ZM195 121H197V122H200V123H202V125H204V126H202L201 125V128H199V124H197V126H196V123L197 122H195ZM248 121H249V117H248ZM247 121V122H248ZM251 121H252V119H251ZM251 121H249V122H251ZM254 121V122H255ZM13 122V123H14ZM33 122H35L34 120H33ZM56 122V121H55ZM54 122V123H55ZM76 122V123H75ZM242 122V123H241ZM263 122V121H262ZM261 122V123H262ZM30 122H28V124H29ZM45 123H46V121H45ZM64 123V122H63ZM62 123V124H63ZM66 123V122H65ZM64 123V124H65ZM67 123H66V125H67ZM81 123V122H80ZM79 123V127H80V129L81 128H83L84 129V126L86 125H84V126H82L83 125V121H82V125ZM89 123H87L88 125H89ZM97 123H99V122H97ZM180 123V124H179ZM246 123V122H245ZM252 124H253V122H251ZM261 123H259V120H258V126H259V124H261ZM39 124V123H38ZM38 124H36L35 123V125L37 126ZM41 124V123H40ZM43 124H44V122H43ZM105 124V123H104ZM178 124H179V126L180 125H182V127H181V129H175V128H179L178 127ZM249 124V123H248ZM251 124V125H252ZM13 125V124H12ZM52 125V124H51ZM72 125V126H71ZM88 125H86V126H88ZM97 125V124H96ZM242 125H245V126H242ZM255 124H253V126H254ZM262 125V124H261ZM26 126V125H25ZM24 126V127H25ZM27 126H29V125H27ZM36 126H35V128H36ZM47 126V125H46ZM57 126V125H56ZM56 126H54L55 128H56ZM60 126H61V123H60ZM70 126V127H69ZM89 126H91V125H89ZM253 126H250V127H252V128H254ZM263 126V125H262ZM59 127V126H58ZM196 127H197V129L199 128V129H201V131L203 132V130H205L204 131V133L202 134V136H201V134H200V136L201 137H203L204 139L202 140V138H198V137H196L197 136V134H198V132L196 131ZM202 127H203V130H202ZM205 127V128H204ZM259 127H261V126H259ZM12 128H14V127H12ZM37 128L38 129H40L39 128V126H37ZM42 128H44V126H42ZM61 128H63V126H61ZM60 127H59V130H62ZM69 128V129H68ZM89 128V127H88ZM126 128V129H125ZM248 129H249V127H247ZM246 128V129H247ZM261 128H263V127H261ZM260 128V129H261ZM15 129V128H14ZM24 129V128H23ZM22 129V130H23ZM47 129V128H46ZM79 129V128H78ZM123 129V131H124V129L125 130H127V132H128V130H129V134H130V131L132 132L131 133V136L129 135L128 137H124L125 136V134H126V131H125V134H124V132H123V134H124V138L123 139H119L118 138V135H122V132H121V130ZM244 129V130H243ZM248 129H247V131H248ZM251 129V128H250ZM255 129H258V127H257V125L255 126ZM254 129V131L255 132H258V131H256ZM11 130V129H10ZM25 131H26V129H24ZM29 130V132H30V129H28ZM57 130H58V128L55 130L56 131V133H57ZM85 130V129H84ZM87 130H91V129H87ZM93 130V129H92ZM190 130V129H189ZM220 130V136L222 135V140H220L219 138L217 139L216 138V141L217 140H220L221 142H220V144H219V151L217 150V144H216V141L214 142V139H213V137L215 136L214 135V133L217 131H219ZM252 130V129H251ZM37 131V130H36ZM39 131V130H38ZM37 131V132H38ZM42 130L40 129V132H41ZM45 131V130H44ZM54 131V132H55ZM86 131V130H85ZM178 131V132H177ZM200 131V130H199ZM254 131H252V132H254ZM29 132H28V134H29ZM39 132V133H40ZM71 132H73V133H71ZM88 132V131H87ZM93 132V131H92ZM100 132H93V133H96V135L98 136V133H100ZM121 132V133H120ZM133 132H134V136L136 135V133H138V135L140 134V136L141 135H143L142 134V132H144V135H143V137H139L138 135L137 136H133ZM177 132V133H176ZM181 132H183V131H181ZM246 132V131H245ZM248 132H250V131H248ZM251 132V133H252ZM19 134H20V132H18ZM22 133L24 134V132L23 131H21V137L23 138V136H22ZM27 132H25V134H26ZM44 133V132H43ZM45 133H47L46 131H45ZM80 133V132H79ZM78 133V134H79ZM90 133H91V131H90ZM108 133V134H107ZM120 133V134H119ZM163 134V135H159V134ZM180 133V132H179ZM183 133V134H184ZM191 133V134H190ZM219 133V132H218ZM217 133V134H218ZM18 134V136H19V138H20V135ZM24 134V135H25ZM41 134H42V132H41ZM41 134H40V137H41ZM50 134V133H49ZM55 134V133H54ZM73 136H72V135ZM81 134V133H80ZM85 134V133H84ZM126 134V135H127ZM174 134V135H175ZM182 134V133H181ZM182 134V135H183ZM239 134V135H238ZM257 134V133H256ZM27 135V134H26ZM29 135H31V132H30V134ZM28 135V136H29ZM38 134H36L35 135V137L37 136ZM45 135V134H44ZM46 135H48V134H46ZM51 135V134H50ZM49 135V136H50ZM87 135V134H86ZM85 135V137H88V136H86ZM92 135V134H91ZM103 135V134H102ZM105 135V137H107V138H110L109 136H106ZM148 135H149V133H148ZM147 134H146V136H148ZM154 135V136H155ZM179 136H182V135H180V134H178ZM184 135V136H185ZM251 135V134H250ZM32 136H34V135H32ZM48 136V137H49ZM78 136V135H77ZM77 136H75V137H77ZM84 136V135H83ZM113 136L111 137V138H113ZM158 136H156L155 138H158V141H159V139H161L160 137H158ZM184 136H182V137H184ZM199 136V137H200ZM217 136V135H216ZM240 136H241V138H240ZM254 136V135H253ZM261 136H262V133H261ZM45 137V136H44ZM84 137V138H85ZM91 137V136H90ZM94 137L96 138L95 140L97 141L98 139H97V137L95 136V134L94 135H92V138H91V140L93 139L94 140ZM100 137H101V135H100ZM103 137V136H102ZM103 138V139H106V138ZM169 137H168V139H169ZM175 137V136H174ZM173 137V138H174ZM176 137H178V136H176ZM217 137H219V134H218V136ZM250 137V136H249ZM258 137V136H257ZM38 138H39V136H38ZM42 138V137H41ZM51 138V137H50ZM56 138V137H55ZM79 138V137H78ZM80 138H82L81 136H80ZM122 138V137H121ZM146 140H149V141H145V139ZM151 138H153V137H151ZM154 138V139H155ZM179 138H181V137H179ZM184 138H186V137H184ZM246 138H248V137H246ZM254 138V137H253ZM255 138H256V135H255ZM259 138V137H258ZM21 139V138H20ZM19 139V140H20ZM32 139V138H31ZM34 139V138H33ZM75 139V138H74ZM114 139V138H113ZM167 139V138H166ZM165 139V140H166ZM175 139V138H174ZM238 139H239V141H238ZM250 139V138H249ZM257 139V138H256ZM260 139V141H263V143H264V137L262 136V137H260L259 138ZM37 140V138L35 139V141ZM82 142H80V141ZM79 140H76V141H74V142H76V143H73V142H71L72 144V146H74V148H71V149H69V152H68V154H66V157H67V155L68 156H70V157H72V156H74L73 154L74 153H76V152H78V151H80V150H78V151H76V147H78L77 146V142H80L81 144H83V142L84 141H82L81 139H79ZM84 140V139H83ZM86 140H89V139H86ZM93 140L91 141V142H93ZM109 140V139H108ZM108 140H106V141H108ZM156 140V139H155ZM154 140V141H155ZM171 140V141H170ZM172 137L169 139V141H170V144H168V146L170 147L171 145H174V143H172ZM176 140V139H175ZM181 139H179V141H180ZM237 140V141H236ZM251 140V139H250ZM254 141H255V139H253ZM258 140V139H257ZM256 140V141H257ZM22 141V140H21ZM39 141H40V139H39ZM71 141H73V140H71ZM105 141V140H104ZM105 141V142H106ZM111 141H113V140H111ZM157 141V143H155V147H157L158 146V143H160V146H161V141L160 142H158ZM168 140H167V142H169ZM174 141V140H173ZM178 141V142H179ZM185 141V142H184ZM191 141V142H190ZM252 141V140H251ZM253 141V142H254ZM37 142V141H36ZM87 141H85V143H86ZM95 142V141H94ZM110 142V141H109ZM156 142V141H155ZM163 142V141H162ZM175 142V141H174ZM218 142V141H217ZM252 142V143H253ZM32 143H33V141H32ZM44 143V142H43ZM52 143H51V145H52ZM95 143H97V142H95ZM95 143H92V145L93 144H95ZM106 143H108V142H106ZM105 143V144H106ZM166 142L164 141L163 142V144H165ZM172 143V144H171ZM255 143V142H254ZM35 144V143H34ZM44 144H46L45 146H47V144H48V142L47 143H44ZM66 144V145H65ZM74 144V145H73ZM76 144V145H75ZM86 144H88V143H86ZM153 144H154V142H153ZM163 144H162V146H163ZM167 144V143H166ZM175 144L177 145V143L175 142ZM216 144V145H215ZM257 144V143H256ZM259 144V143H258ZM258 144H257V146H258ZM27 145V144H26ZM33 144H31V146H32ZM39 145V144H38ZM49 145V144H48ZM60 145V146H61ZM96 145V144H95ZM98 145V146H99ZM178 145H179V143H178ZM30 146V147H31ZM44 146V147H45ZM50 146V145H49ZM49 146H48V148H49ZM52 146H54V145H52ZM76 146V147H75ZM84 146V145H83ZM88 146V145H87ZM160 146H158V148H160ZM165 146V145H164ZM168 146H166V148L168 147ZM253 146H254V144H253ZM256 146V145H255ZM260 146H261V142H260V145H259V148L257 149V153H258V157H257V159L256 160H261L260 162H263L262 160L264 159V158H262V155L264 154L263 152H264V144H263V147H262V149H260ZM30 147H29V149H30ZM35 147V146H34ZM43 146L41 147V148H44ZM57 145H56V148L55 147H51V149H54L55 148V151L56 152H58V150H56L57 149ZM68 147V146H67ZM66 147V148H67ZM80 147V146H79ZM82 147V146H81ZM150 147H153V146H150ZM168 147V148H169ZM216 147V148H215ZM247 147H249V148H247ZM28 148V147H27ZM37 149H38V147H36ZM35 148V149H36ZM40 148V147H39ZM40 148V149H41ZM46 148V150H47V147H45ZM85 147H83V148H81V149H84ZM167 148V149H168ZM181 148V149H180ZM245 148H247V149H245ZM40 149H38V150H40ZM63 149V148H62ZM67 149V150H68ZM85 149H87V151H88V147H86ZM93 149V148H92ZM156 150H158L157 148H155ZM154 149V147H153V150H155ZM160 149H162V147L160 148ZM159 149V150H160ZM171 148H169V150H170ZM172 149H173V146H172ZM212 149H213V151H212ZM33 150H34V148H33ZM37 150V151H38ZM66 150V151H67ZM138 150V151H137ZM150 150L152 151V148H150ZM150 150H149V153L148 154H154V156H155V152L153 153V152H151L150 153ZM158 150V151H159ZM168 150V151H169ZM176 151H177V149H175ZM174 150V152H176ZM180 150H181V152H180ZM218 152H217V151ZM246 150H247V152H246ZM252 150V149H251ZM263 150V151H262ZM27 151H28V149H27ZM30 151L32 152V150L30 149ZM36 150H35V152L36 153H38ZM43 152H44V150H42ZM48 151H50V150H47V152ZM53 150H51V152H52ZM76 151V152H75ZM84 151H86V150H84ZM142 151H140V152H138V153H140L141 154V152ZM157 151V152H158ZM161 151V150H160ZM165 151V148H163V151L161 152L162 154H164V153H166V152H164ZM173 150H171V153H173L172 152ZM24 152V151H23ZM35 152H32V154L34 153L35 154ZM42 152V153H43ZM46 152V151H45ZM51 152H49V153H51ZM55 152V156L58 158L59 157V152L58 153H56ZM164 152V153H163ZM252 152V151H251ZM255 151H254V153H256ZM39 153H40V151H39ZM42 153L40 154V158H41V156H42ZM135 155H134V154ZM137 153V154H138ZM160 153V154H161ZM169 154H167V155H171L172 156V154H170V152H168ZM250 153V152H249ZM24 154V153H23ZM28 154V153H27ZM46 154H48V153H46ZM45 154V155H46ZM56 154H59V155H56ZM79 154H83V153H81V152H79ZM85 154H87L86 152H85ZM133 154V155H132ZM140 154H138V155H140ZM142 154H144V152L142 153ZM151 154V155H152ZM159 154V153H158ZM161 154V155H162ZM176 154V153H175ZM22 155V154H21ZM28 155H30V153L28 154ZM36 155L37 154H35V157H36ZM45 155L43 154V156L45 157ZM64 155V154H63ZM63 155H62V157H63ZM77 155V154H76ZM75 155V156H76ZM151 155H148L150 158H151ZM160 155V157H162ZM177 155V154H176ZM180 155V156H181ZM249 155V156H248ZM253 155H255V154H253ZM48 156H50L49 154H48ZM54 156V155H53ZM52 156V157H53ZM61 156V155H60ZM74 156V157H75ZM141 156V155H140ZM153 156V157H154ZM164 156L166 157V159H167V157L168 156H166V154H164ZM171 156H169L170 158H171ZM173 156H174V154H173ZM173 156H172V158H173ZM179 156V155H178ZM252 156V155H251ZM255 156H257V154L255 155ZM264 156V155H263ZM51 157V158H52ZM61 157V159L60 158H56L55 160H56V162L54 161V162H46V165H47V163H48V166H49V169H51V170H53L54 168H56V167H58L57 169L58 170H63L62 169V167L63 168H65V166H66V161H64V157L62 158ZM159 157V156H158ZM160 157H159V159L157 158V157H154V158H156V159H158V161L159 160H161V162H162V159L164 158H161L160 159ZM23 158V157H22ZM32 158V157H31ZM50 158V157H49ZM50 158V159H51ZM170 158L169 159H167L168 161H170ZM180 158V157H179ZM251 158V157H250ZM253 158V157H252ZM251 158V159H252ZM25 159V158H24ZM53 159V158H52ZM60 159V160H59ZM80 159V160H81ZM153 159V158H152ZM166 159H163V160H165L166 161ZM176 158H173V161L175 160ZM178 159V158H177ZM255 159V158H254ZM253 159V160H254ZM36 160V159H35ZM35 160H34V162H35ZM41 160V159H40ZM49 160V159H48ZM96 160V161H95ZM151 162H153L151 159H149ZM172 160V159H171ZM179 160V159H178ZM30 161H32V160H30ZM102 161V162H101ZM149 161V162H150ZM157 160H155V166L154 167H156L157 165H159L158 163H160L161 164V162L159 161L158 162ZM165 161H163L164 163H165ZM176 161V160H175ZM39 162V161H38ZM101 162V163H100ZM148 162V163H149ZM150 162V163H151ZM158 162V163H157ZM134 163V164H133ZM172 163V162H171ZM178 163V162H177ZM30 164V163H29ZM28 164V165H29ZM41 164V163H40ZM43 164V163H42ZM163 164V163H162ZM161 164V165H162ZM167 164H168V162H167ZM174 164V163H173ZM44 165V164H43ZM45 165V166H46ZM160 165V166H161ZM25 166V165H24ZM47 166V167H48ZM148 166V167H147ZM172 166V165H171ZM27 167V166H26ZM77 166H75V168H76ZM154 167H151L152 169H153V171H154ZM158 167V166H157ZM174 167H175V169H174ZM70 168V167H69ZM150 168V169H151ZM159 168V167H158ZM162 168H164V167H162ZM27 169V168H26ZM36 169V168H35ZM42 169V168H41ZM151 169V170H152ZM157 169V168H156ZM155 169V170H156ZM161 169V168H160ZM22 170V169H21ZM45 170V169H44ZM71 170V169H70ZM74 170V169H73ZM159 170V169H158ZM165 170V169H164ZM141 171V173H139ZM166 171V170H165ZM164 171V172H165ZM172 171V172H171ZM44 172V171H43ZM55 172H56V170H55ZM58 172V171H57ZM65 172V171H64ZM70 172V171H69ZM152 172V171H151ZM155 172V171H154ZM153 172V173H154ZM37 173V172H36ZM59 173H61V172H59ZM62 173H63V171H62ZM72 173V172H71ZM74 173V172H73ZM77 173V172H76ZM137 173V174H136ZM139 173V174H138ZM146 174H148L149 173V175H150V171L149 172H145ZM144 173V174H145ZM152 173V174H153ZM156 173V172H155ZM157 173H159V172H157ZM27 174V173H26ZM45 174V173H44ZM48 174H49V171H48ZM51 174V173H50ZM49 174V175H50ZM54 174V173H53ZM56 174V173H55ZM58 174V173H57ZM78 175H79V173H77ZM77 174H75L76 176H77ZM151 174V175H152ZM36 175V174H35ZM38 175H40V174H38ZM61 175H63V174H61ZM66 175V174H65ZM150 175V176H151ZM53 176V175H52ZM55 176H57V175H55ZM127 176V177H128ZM142 176H144V175H142ZM147 176V175H146ZM145 176V178L147 179L148 178V176L146 177ZM149 176V177H150ZM154 176H156L155 174H153V177ZM44 177V176H43ZM49 177V176H48ZM54 177V176H53ZM52 177V178H53ZM64 177V176H63ZM73 177H75V176H73ZM132 177V176H131ZM131 177H129L130 179H131ZM21 178V177H20ZM29 178V177H28ZM56 178V177H55ZM54 178V179H55ZM59 178V177H58ZM57 178V179H58ZM76 178V177H75ZM143 178V177H142ZM145 178H143V180L142 181H146V182H144V183H146V184H148V181L150 180V178L149 179H147V180H145ZM160 178V179H161ZM35 179V178H34ZM44 179V178H43ZM49 179V178H48ZM68 179V178H67ZM125 179H127V178H125ZM136 180H138V177L137 178H135ZM134 179V180H135ZM154 179V178H153ZM162 179V180H163ZM23 180V179H22ZM79 180V179H78ZM124 180V179H123ZM129 180V179H128ZM133 180V181H134ZM139 180H141V179H139ZM30 181V180H29ZM32 181H33V179H32ZM63 181V180H62ZM77 181V180H76ZM81 181V180H80ZM119 181V182H120ZM126 181V180H125ZM132 181V180H131ZM131 181H126L125 183L126 184H131V183H133V181L131 182ZM151 181V180H150ZM154 181V180H153ZM244 181V180H243ZM243 181H242V183H243ZM35 182V181H34ZM45 182V181H44ZM65 182V181H64ZM73 182H74V180H73ZM123 182L124 181H122L121 183L123 184ZM130 182V183H129ZM135 182H139V181H135ZM152 182V181H151ZM61 183V182H60ZM77 183V182H76ZM124 183V184H125ZM139 183H141V182H139ZM138 183V184H139ZM150 183V182H149ZM215 183H216V185H215ZM241 183V184H242ZM39 184V183H38ZM44 184V183H43ZM120 184V183H119ZM121 184V185H122ZM123 184V185H124ZM152 184H153V182H152ZM240 184V185H241ZM246 184V183H245ZM245 184H243L244 186H245ZM248 184V183H247ZM246 184V185H247ZM46 185V184H45ZM51 185H52V183H51ZM90 185L91 186H93V187H90ZM123 185L121 186V187H123ZM128 185V186H129ZM132 185V184H131ZM133 185H137L136 183L135 184H133ZM145 185V184H144ZM150 186H151V184H149ZM34 186V185H33ZM53 186V185H52ZM120 186V185H119ZM128 186H127V188H128ZM140 186H141V188H142V185L140 184ZM156 186V185H155ZM243 186V187H244ZM27 187V186H26ZM39 187V186H38ZM38 187H37V189H38ZM41 187H42V185H41ZM118 187V186H117ZM117 187H115V188H117ZM121 187H118V188H120L121 189ZM130 187V186H129ZM132 187H134V186H132ZM137 187V186H136ZM145 187H146V185H145ZM154 187V186H153ZM153 187H149L148 189H151V191H153L154 189L156 190V189H158L159 187H155L154 189H152ZM240 187V186H239ZM242 187V188H243ZM31 188V187H30ZM53 188V187H52ZM82 188H84V189H82ZM100 188H102V189H100ZM115 188H114V190H115ZM126 188V187H125ZM124 187H123V190L125 189ZM137 188H139V187H137ZM143 188H144V186H143ZM242 188H241V190H242ZM245 188H247L246 186H245ZM27 189V188H26ZM36 189V188H35ZM42 190L44 189V188H41ZM56 189V188H55ZM59 189V188H58ZM60 189H62V188H60ZM64 189V188H63ZM146 188H144V190H145ZM18 190V189H17ZM31 190L33 191V188H31ZM45 190H47L46 188H45ZM97 190V191H96ZM117 190V189H116ZM126 191L128 190V189H125ZM130 190L131 189H129L128 191L130 192ZM133 190V189H132ZM139 190H140V192H139ZM143 190V189H142ZM154 190V191H155ZM240 190V189H239ZM240 190V192H242ZM246 190H248V189H246ZM31 191V192H32ZM37 191V190H36ZM59 191V190H58ZM62 191V190H61ZM64 192L65 191H67L68 193L66 194V192H65V194H66V196L67 195H70V196H67L66 198L67 199H69V197L71 198V200L73 199L74 200V197L71 195V194H69L70 193V191L69 190H63ZM103 191V190H102ZM107 191H108V189L105 191V192H103V193H107ZM119 191H121V190H118V192ZM127 191V192H128ZM137 191V190H136ZM163 191V192H164ZM244 191H245V189H244ZM250 191L248 192L247 191V193H243V194H248V193H250ZM30 192V193H31ZM34 192V191H33ZM76 192V191H75ZM85 192V193H84ZM90 192V193H89ZM101 192V191H100ZM117 192V193H118ZM122 192V191H121ZM125 192V191H124ZM126 192V193H127ZM135 192V191H134ZM134 192L132 193L133 195H134V197L137 195L138 197H139V195L141 194V192H142V194H144L145 195V193L143 192V191H141V189L139 188L138 189V194L136 193V194H134ZM159 192H160V190H159ZM162 192V191H161ZM89 195H88V194ZM109 193L111 194V190L109 189V191H108V196H109ZM112 193L114 194V193H116V191H112ZM116 193V194H117ZM123 193V192H122ZM149 193H151L150 191H149ZM149 193H147V191H146V194L148 195ZM157 193V191L155 192V194ZM239 193V192H238ZM43 194V193H42ZM49 194V193H48ZM113 194H111V195H113ZM116 194H114V195H116ZM119 194V193H118ZM125 194V193H124ZM124 194H122V195H124ZM129 194L130 193H127V195H124L125 196V198L128 200V198L127 197H129ZM132 194L130 195V196H132ZM154 194V193H153ZM152 193H151V195H153ZM163 194V195H162ZM26 195V194H25ZM45 195V194H44ZM110 195V198H113V196H111ZM121 195V196H122ZM160 195L161 196H163V197H165L164 196V193H160ZM166 195V194H165ZM209 195V196H208ZM33 196V195H32ZM31 196V197H32ZM37 196H40L39 194H37ZM73 198H72V197ZM104 196H106L105 194H104ZM120 196V197H121ZM127 196V197H126ZM142 196V195H141ZM146 196V195H145ZM156 197H161V196H158V193H157V195H155ZM241 196H242V194H241ZM45 197V196H44ZM102 197V196H101ZM115 197V196H114ZM117 197H118V195H117ZM120 197H118V198H120ZM147 197V196H146ZM153 198H152V200L153 199H155L154 198V196H152ZM162 197V199L164 200V201H166L164 198ZM167 197V196H166ZM219 197V198H218ZM244 197V196H243ZM33 198H34V196H33ZM37 198V197H36ZM41 198V197H40ZM63 198V197H62ZM65 198V197H64ZM86 198V199H87ZM92 198V197H91ZM90 198V199H91ZM102 198H104V197H102ZM110 198H109V200H110ZM118 198H117V200H118ZM132 198V197H131ZM136 198V197H135ZM142 198V200H144L145 199V197H141ZM140 198V199H141ZM215 198V199H216ZM245 198H246V196H245ZM247 198H246V200H247ZM90 199H89V202H91L90 201ZM100 199V198H99ZM105 199H108L107 197L105 198ZM121 199H122V201L124 202L125 200L121 197ZM133 200H134V198H132ZM132 199H131V202L133 203V201H132ZM139 199V198H138ZM151 200V197L149 196V198H148V200ZM158 201H159V199L158 198H156ZM208 199V200H207ZM212 199H213V197H212ZM211 199V200H212ZM21 200V199H20ZM25 200V199H24ZM71 200H69V201H71ZM72 200V201H73ZM101 200V199H100ZM100 200H98L99 202H97L98 204L97 205H99V207L101 206V207H105V205H106V202H104L103 200L102 201H100ZM112 200V199H111ZM114 200V199H113ZM116 200V199H115ZM151 200V201H152ZM157 200H155V201H157ZM34 201V200H33ZM68 200H67V202H69ZM85 202L87 201V200H84ZM119 201H120V199H119ZM122 201H120V203H123ZM136 201V200H135ZM139 201V200H138ZM138 201H136V202H138ZM151 201H150V204H151ZM155 201H152L153 203L155 202ZM160 201H161V198H160ZM219 201H216L217 203L219 202ZM228 201V202H227ZM244 201H242V203H244ZM16 202V201H15ZM36 202V201H35ZM67 202H65V205L66 204H69V203H67ZM75 202V201H74ZM73 202V203H74ZM93 202V201H92ZM116 202H118V201H116ZM126 202V201H125ZM124 202V203H125ZM129 202H130V200H129ZM128 202V203H129ZM163 202V201H162ZM216 202L213 200V203H215V205H216ZM110 203V202H109ZM114 203V202H113ZM120 203H118V204H120ZM127 203V202H126ZM131 203V204H132ZM141 203H143L142 201L139 203L140 205H141ZM145 203V202H144ZM147 203V202H146ZM152 203V204H153ZM156 204H157V202H155ZM160 204H157L158 206L159 205H162L161 204V202H159ZM223 203H224V201H223ZM17 204V203H16ZM32 204V203H31ZM70 204H72V202L70 203ZM75 205L77 204V202H75L74 203ZM73 204V205H74ZM87 204H88V201H87ZM116 204V203H115ZM117 204V205H118ZM137 204V203H136ZM138 204V205H139ZM149 203H148V208L150 209V207L152 206V205H150ZM199 204V205H198ZM203 204L205 205V206H203ZM220 203H218V205H219ZM225 204V205H226ZM228 204V205H229ZM238 204L239 203H237V206H238ZM85 205H86V203H85ZM95 205V204H94ZM114 205V204H113ZM124 205V204H123ZM140 205H139V207H140ZM145 205V204H144ZM147 205V204H146ZM145 205V206H146ZM155 205V204H154ZM154 205H153V208L155 209V208H157L156 210L158 211V207H154ZM157 205H155V206H157ZM196 205H198L197 207H196ZM216 205L215 207H214V205H212L213 206V209L212 210H214V212L213 211H210L211 213H212V217H210V215H208V213H207V215L211 218V222H209V223H211L210 224V226L208 225V227L210 228L211 227V229L213 230V228H214V226L216 225V224H220L221 225V223L223 224L224 223V221H222V219H226L227 220V218L225 217L226 215H227V213H223V212H225L224 211V206L223 205ZM228 205H227V207H228ZM86 206H88V205H86ZM90 206H92V205H90ZM90 206H88V208H90ZM128 206V205H127ZM142 206V205H141ZM145 206H143L142 208H144ZM180 206V207H181ZM206 206V207H207ZM212 206H210V207H208L209 209H211V207ZM18 207V206H17ZM98 207V206H97ZM100 207V208H101ZM114 207H115V205H114ZM113 207V208H114ZM118 207V206H117ZM125 207H126V204H125ZM134 207V206H133ZM179 207V208H180ZM204 207V208H203ZM220 207H223V208H221V210L223 209V214H222V218H218V215L220 214H218V210H219V208ZM226 207V206H225ZM232 207H231V211L233 210L232 209ZM238 207H241V205L240 206H238ZM10 208V207H9ZM15 208V207H14ZM93 208H96L95 206L93 207ZM116 208V207H115ZM121 208H124V207H120V209ZM131 208V207H130ZM135 208H136V206H135ZM147 207H146V209H147V211L149 210ZM179 208H178V210H179ZM234 208V207H233ZM86 209V208H85ZM118 209V208H117ZM116 209V210H117ZM129 209V208H128ZM139 209V208H138ZM146 209H140L139 210V212L137 211V210H135V209H133V210H135V211H137L138 213H140V211H143V210H146ZM207 209V208H206ZM235 210H236V208H234ZM12 210V209H11ZM18 210V209H17ZM73 210V209H72ZM126 210V209H125ZM129 210H132V208L131 209H129ZM128 210V211H129ZM132 210V211H133ZM151 210H152V207H151ZM156 210H152V211H156ZM168 210V211H167ZM226 210H228L227 208H226ZM67 211V210H66ZM69 211V210H68ZM131 211V212H132ZM156 211V212H157ZM208 211V210H207ZM229 211H230V207H229ZM230 211V212H231ZM72 212V211H71ZM79 212V211H78ZM87 212V211H86ZM130 212V213H131ZM151 213V212H148L149 213V215H150V213H151V215L150 216H152L153 214H155V216L153 215V217H151L152 219V221H154L155 220V218H158V220H159V218H161V217H163L164 218V216H165V214H164V216L162 215L161 217L159 216H157V214L159 213ZM219 212H221V211H219ZM227 212V211H226ZM233 212V211H232ZM19 213V212H18ZM18 213H16V214H18ZM133 213H135L134 211H133ZM142 213H147V212H142ZM142 213H140V214H142ZM147 213V214H148ZM180 213H181V211H180ZM238 213V212H237ZM70 214V213H69ZM129 214V213H128ZM139 214V216H141ZM144 214H143V218L145 217L144 216ZM160 214H162V213H160ZM182 214V213H181ZM263 214V215H262ZM68 215V214H67ZM82 215H83V213H82ZM130 215V214H129ZM137 214H135V216H136ZM146 215V214H145ZM180 215V214H179ZM199 215H200V213H199ZM221 215V214H220ZM220 215H219V217H220ZM230 215H232V214H230ZM260 215V216H259ZM80 216V215H79ZM133 216L134 215H132V217L130 216V219H131V222L134 220V219H136V217L135 218H133ZM147 216V215H146ZM150 216L148 217V219L150 218ZM157 216V217H156ZM201 216H202V214H201ZM227 216H229V215H227ZM234 216V217H235ZM86 217V216H85ZM128 216H126V218H127ZM138 217V216H137ZM146 217V218H147ZM180 217V218H181ZM203 217V216H202ZM205 217V216H204ZM70 218H73V216L72 217H70ZM75 218V217H74ZM165 218H166V216H165ZM164 218V219H165ZM174 218H173V220H174ZM206 218V217H205ZM204 218V219H205ZM233 218V217H232ZM231 217H230V219L229 220H231L232 219ZM237 218V219H238ZM254 218H257L256 219V222H255V219ZM20 219V218H19ZM77 219H78V217H77ZM140 219V218H139ZM162 219V218H161ZM161 219L159 220V221H157V222H160L161 223V225H162V222H161ZM200 219H201V217H200ZM208 219V218H207ZM236 219V218H235ZM241 219H242V217H241ZM252 219L254 220V222H255V224L252 222ZM129 220V219H128ZM140 220H143L142 218L140 219ZM146 220V222L148 221L147 219H145ZM150 220V219H149ZM150 220V221H151ZM171 220V219H170ZM178 220V219H177ZM177 220H176V222H177ZM222 222H221V221ZM258 220V221H257ZM135 221V220H134ZM136 221L138 222V218L136 219ZM135 221V222H136ZM144 221V220H143ZM151 221V222H152ZM163 222H164V220H162ZM166 221V220H165ZM168 221V220H167ZM166 221V222H167ZM175 221V220H174ZM173 221V223L175 224V222ZM179 222H180V220H178ZM199 221V219L197 220V222ZM204 221V220H203ZM218 221H220V223H216V222H218ZM234 220H232V222H233ZM236 221V220H235ZM89 222V221H88ZM124 222V221H123ZM127 222V221H126ZM141 222V224H144L145 222H142V221H139V223ZM151 222H149V223H151ZM156 222V221H155ZM169 222V221H168ZM168 222H167V224H163L164 226H168L169 224H168ZM171 222V221H170ZM169 222V223H170ZM196 222V223H197ZM205 222H206V225L208 224V222L205 220ZM204 222V223H205ZM252 222V224L250 225V223ZM91 223H93V222H91ZM128 223H130L129 221H128ZM154 223V222H153ZM152 223V224H153ZM165 223V222H164ZM200 223V222H199ZM216 223V224H215ZM226 223V222H225ZM224 223V224H225ZM229 223V222H228ZM227 223V224H228ZM235 223V222H234ZM112 224H114V223H112ZM112 224H111V227H113L112 226ZM118 224V223H117ZM123 224H127V223H123ZM132 224V223H131ZM136 224H138V223H136ZM140 224V225H141ZM156 224V223H155ZM159 224V223H158ZM177 224V223H176ZM180 224V223H179ZM178 224V225H179ZM227 224H226V227H227ZM87 225V224H86ZM114 225H116V223L114 224ZM125 225L122 227V225H121V229H126L127 228V226L130 228L131 226L130 225H126V227H125ZM139 225V224H138ZM138 225H135L134 223H133V226H132V228H131V231H129V233L130 232H134L132 229L134 228V226H136L137 228H138ZM145 225V224H144ZM144 225H143V228H144ZM149 224H147L146 223V225H145V227L146 226H148ZM151 225V224H150ZM150 225L148 226V227H150ZM162 225V226H163ZM171 225H173V224H171ZM171 225H169V226H171ZM198 225V224H197ZM201 225H202V222H201ZM219 225V226H220ZM238 225V226H237ZM83 226V225H82ZM108 226H110V225H108ZM118 226V225H117ZM116 226V227H117ZM142 226V225H141ZM153 226V225H152ZM155 226V225H154ZM174 226V225H173ZM173 226H171V227H173ZM179 226H181V225H179ZM199 226V225H198ZM217 226V225H216ZM215 226V227H216ZM222 227H225V226H223V225H221ZM231 226H229V227H231ZM237 226V227H236ZM242 226V225H241ZM84 227H85V225H84ZM83 227V228H84ZM125 227V228H124ZM171 227H170V229L169 230H172L171 229ZM182 228H184L183 226H181ZM197 227V226H196ZM201 226H199V228H200ZM207 227V229H206V231L205 232H207V230L209 229ZM229 227H228V229H229ZM244 227V226H243ZM79 228V227H78ZM129 228H127V229H129ZM143 228H142V231H143ZM168 228V227H167ZM176 228V227H175ZM198 227L196 228V229H199ZM217 228V227H216ZM215 228V229H216ZM221 228V227H220ZM219 228V229H220ZM80 229V228H79ZM89 229H90V227H89ZM109 229V228H108ZM118 229H119V227H118ZM136 229V228H135ZM166 229V228H165ZM177 229V228H176ZM195 229V228H194ZM218 229V228H217ZM216 229V230H217ZM218 229V230H219ZM223 229V228H222ZM228 229H227V231H228ZM240 229V228H239ZM77 230V229H76ZM87 230V229H86ZM92 230V229H91ZM94 230V229H93ZM107 230V229H106ZM109 230H111V229H109ZM108 230V232L107 233H110V234H112L110 231ZM113 230V229H112ZM111 230V231H112ZM116 230V229H115ZM120 230V229H119ZM118 230V231H119ZM137 230V232L139 231V228L138 229H136ZM135 230V231H136ZM145 231H146V229H144ZM147 230H148V228H147ZM168 230V229H167ZM174 230V229H173ZM177 230H179V227H178V229ZM181 230V229H180ZM184 230V229H183ZM186 230V229H185ZM202 230V229H201ZM210 231V232H214V231H216V230H214V231ZM217 230V231H218ZM79 231V230H78ZM77 231V232H78ZM117 231V230H116ZM117 231V232H118ZM121 231V230H120ZM126 231H128V230H125V233H126ZM141 231V232H142ZM176 231V230H175ZM195 231V230H194ZM204 231H202L203 233H205ZM223 231H225L224 229H223ZM80 232V231H79ZM87 232V231H86ZM115 231H113V233H114ZM122 232H123V234H124V230L123 231H121V234H122ZM137 232L135 233V234H137ZM140 232V231H139ZM144 232V231H143ZM143 232H142V234H143ZM181 232V231H180ZM179 232V233H180ZM191 232H192V230H191ZM208 232H209V230H208ZM226 232V231H225ZM231 231L229 230V232L228 233H230ZM241 232H243V231H241ZM241 232L239 231V233L241 234ZM92 233V232H91ZM94 233H95V231H94ZM106 233V234H107ZM177 233V232H176ZM179 233H177V234H179ZM183 232H181L180 234L181 235H185L184 233L182 234ZM185 233H187V232H185ZM190 233V232H189ZM219 233H222V230H221V232H219ZM219 233L217 234V232H216V235H217V237L218 236H220L219 235ZM228 233H226L225 235H227ZM82 234V236H83V233H81ZM85 234V233H84ZM115 234H116V237H117V233L115 232ZM134 234V233H133ZM140 234V233H139ZM206 234V233H205ZM204 234V235H205ZM209 234V233H208ZM211 234V233H210ZM210 234L209 235H205V236H209V237H211L210 236ZM223 234V236H224V233H222ZM239 234V235H240ZM245 234V233H244ZM86 235H88V233H86ZM92 235V234H91ZM99 235V234H98ZM109 235V234H108ZM113 235V234H112ZM138 235V234H137ZM145 235V234H144ZM212 235H214V233L212 234ZM245 235V236H246ZM140 236H142V235H140ZM203 237V234H201L200 235V237ZM222 236V235H221ZM80 237V236H79ZM90 237V236H89ZM143 237V236H142ZM196 237H198V238H196V240H197V242H196V244H197V247H198V245L200 244V245H202L203 243L201 242V240L203 239H201L200 240V237L199 236H196ZM213 237H215V235L213 236ZM212 237V238H213ZM237 237V236H236ZM86 238V237H85ZM127 238H128V235H127ZM127 238H125V239H127ZM137 238H138V236H137ZM144 238H147V237H144ZM143 238V239H144ZM207 238V237H206ZM206 238L204 239V240H206ZM211 238V239H212ZM220 238V237H219ZM219 238H218V240H219ZM97 239H99V238H97ZM116 239V238H115ZM115 239H113V240H115ZM139 240H140V238H138ZM138 239H137V241H138ZM142 239V240H143ZM216 239V238H215ZM215 239H213V240H215ZM222 239H224V238H222ZM235 239H237V238H235ZM80 240V239H79ZM96 240V239H95ZM94 240V241H95ZM144 240H146V239H144ZM221 240V239H220ZM147 241H148V238H147ZM208 241H210V242H213L212 240H208ZM207 241V242H208ZM222 241V240H221ZM226 241V240H225ZM83 242V241H82ZM92 242V241H91ZM140 242H141V240H140ZM153 242H155V241H153ZM152 242V243H153ZM203 242H205V241H203ZM216 242H217V240H216ZM214 243V244H216V247L218 246V244H219V242H217V243ZM223 242V241H222ZM237 242V241H236ZM96 243V242H95ZM134 243H136V242H134ZM146 243V242H145ZM144 243V244H145ZM164 243V242H163ZM224 243V242H223ZM88 244V243H87ZM98 244V243H97ZM139 244V241L137 242V245ZM142 245H143V242L141 243ZM141 244H140V246H141ZM205 244V243H204ZM203 244V245H204ZM213 244V245H214ZM225 244V243H224ZM89 245V244H88ZM87 245V246H88ZM93 245V244H92ZM132 245V244H131ZM135 245V244H134ZM206 245H207V243H206ZM209 245H210V243H209ZM208 245V246H209ZM213 245H211L212 247H214ZM220 245H221V243H220ZM144 246V245H143ZM142 246V247H143ZM153 246H155V244H153V245H151V247H153ZM163 246V245H162ZM205 246V245H204ZM204 246H201V247H204ZM221 246H225V245H221ZM135 247V246H134ZM164 247V246H163ZM200 247V248H201ZM216 247L214 248V249H216ZM220 247V246H219ZM219 247H217V248H219ZM128 248V247H127ZM130 248H132V250H133V247H130ZM199 248V247H198ZM207 248H209V247H207ZM101 249V248H100ZM113 249H115V248H113ZM135 249V248H134ZM139 249H140V251L141 250H143V248L141 249L140 247L138 248V251H139ZM213 249V250H214ZM225 249V248H224ZM253 249H251V250H253ZM90 250V249H89ZM124 250V249H123ZM123 250H122V252H123ZM128 250V249H127ZM126 250V251H127ZM113 251V250H112ZM135 251H137V248L135 249ZM138 251L136 252L137 253V255H138ZM140 251H139V253H140ZM214 251H216V250H214ZM217 251H219V250H217ZM221 251H222V249H221ZM224 251V250H223ZM253 251V252H254ZM85 252V251H84ZM105 252V251H104ZM132 251H131V249H130V252H129V254L131 253ZM252 252V251H251ZM100 253V252H99ZM106 253H108V252H106ZM118 253V252H117ZM121 253V252H120ZM134 253V252H133ZM142 253V252H141ZM140 253V254H141ZM210 253V252H209ZM116 254V252H114V254H113V252L110 254L109 253V255H112V257H113V255H115ZM122 254V253H121ZM252 254V253H251ZM103 255V254H102ZM126 255V253H124V255L123 256H125ZM128 255V254H127ZM135 255V254H134ZM210 255V254H209ZM104 256V255H103ZM102 256V257H103ZM121 256V255H120ZM120 256H116L115 255V257L118 259ZM140 256V255H139ZM142 256V258H144L143 257V255H141ZM98 257V256H97ZM96 257V258H97ZM126 257V256H125ZM128 257H129V255H128ZM128 257H126V258H128ZM132 257V256H131ZM134 257H136V255L134 256ZM216 257V256H215ZM247 257V256H246ZM109 257H108V254H107V256H106V259H108ZM121 258V257H120ZM119 258V259H120ZM125 258V259H126ZM145 258H147L146 256H145ZM144 258V259H145ZM149 258H150V256H149ZM164 258V257H163ZM209 258V257H208ZM263 259H264V257H262ZM110 259L111 260H113L111 257H110ZM109 259V260H110ZM118 259V260H119ZM124 259V258H123ZM135 259H137V258H135ZM144 259H141V260H144ZM207 259V258H206ZM215 259V258H214ZM216 259V261L218 262V260ZM101 260H102V258H101ZM101 260H100V263L102 264L103 263V261H107V262H109L108 260H104V258H103V260H102V262H101ZM130 260V259H129ZM139 260V259H138ZM147 260V259H146ZM166 259H163L162 261H165ZM207 260H210V259H207ZM206 260V264H209V263H211V261H207ZM121 261H123L122 259H121ZM120 261V262H121ZM133 261H136V260H132V262ZM140 261V260H139ZM151 261V258H150V260H149V262ZM154 262H155V259L153 260ZM204 261H205V259H204ZM216 261H214L215 263L214 264H216ZM99 262V261H98ZM115 262H118V261H114V263ZM127 263V261H124V263ZM132 262H131V264H132ZM138 261H136L135 263L136 264H139V262L137 263ZM146 262V261H145ZM159 262H161V261H159ZM159 262H157V264H159ZM203 262V261H202ZM208 262V263H207ZM112 263V262H111ZM123 263V262H122ZM123 263V264H124ZM130 262H128V264H129ZM135 263H133V264H135ZM201 263V262H200ZM204 263V262H203ZM107 264V263H106ZM113 264V263H112ZM119 264V263H118ZM140 264H144L143 263V261H142V263H140ZM147 264H148V261H147ZM150 264V263H149ZM153 264V263H152ZM165 264V263H164ZM186 264H188V263H186ZM190 264V263H189ZM196 264H198V263H196ZM205 264V263H204ZM212 264V263H211Z\"/></svg>",
	"mask_w": 264,
	"mask_h": 264
}]
</instances>
